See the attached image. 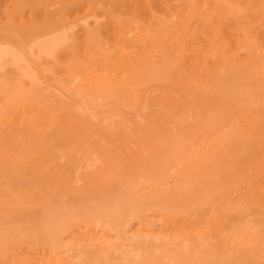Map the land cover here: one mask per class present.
Wrapping results in <instances>:
<instances>
[{"label": "rangeland", "instance_id": "rangeland-1", "mask_svg": "<svg viewBox=\"0 0 264 264\" xmlns=\"http://www.w3.org/2000/svg\"><path fill=\"white\" fill-rule=\"evenodd\" d=\"M11 1L12 0H0V20H1V25H0V31H4V29L6 28V29H11V30H16V31H21L22 30V28H23V26H24V28L25 29H30L33 25H31V24H34L35 22L36 23H38L39 22V24H35L34 26H36V27H38V26H40V25H42V27H44V28H42L43 30H48L49 29V26H51L52 27V25L54 24V22H56L55 20H57V23L58 24H56V26H58L57 28H55V26L53 27L54 29H57V31L58 32H60L61 34H63L62 33V31L61 30H66V28L68 27V29L70 28V30H71V32H70V30H68L69 31V33L67 34L68 36H70L71 37V39H72V44H76V40H79L80 42H82L83 43V40H84V38L86 37V35L85 34H90V32H88V33H86V31H88L87 29H89V30H92V34H95L94 32H95V30H101L99 33H98V31H96V35H94L95 37V41L96 42H98V43H100V38H102V42L100 43L101 45H105V43H107V42H109L110 41V39L112 40V35H111V38L110 39H108L109 37H110V35H109V32L111 33V31H112V29L113 28H111V23L112 22H114L115 23V25H117L118 26V22H119V26H121L122 24H127L128 26H129V23H132V22H129V17H131L130 18V21L133 19V17L132 16H128V11L126 10H122V8L124 7H122V4H121V2H120V0H118V2H120V3H118V2H114V1H117V0H86V1H82V6H79V4H81V2H77V0H76V4H74V2H75V0H67V1H65V0H63L64 2H71L70 3V5H69V3L68 4H66L67 5V7L65 8V4H64V2H62V0H40V3H39V0H13L12 1V3L13 2H16V1H18V6H16V3H13V5H12V3H11ZM46 1V2H45ZM59 2V3H57V2ZM78 1H81V0H78ZM95 1V2H94ZM110 1H112V2H110ZM130 1H132V0H130ZM38 2V4L39 5H37V8H35V6H36V3ZM44 4H43V3ZM54 2H55V4H54ZM89 2H91L92 3V11H90V13H89V11L87 12L86 10H84L83 11V9H85V3L86 4H88ZM94 2V3H93ZM152 2H155L154 4L152 3ZM11 3V4H10ZM113 3V4H112ZM118 3V4H117ZM150 3L151 4H153V6L157 3L155 0L154 1H152V0H150ZM149 3V4H150ZM7 4V8L9 7L8 6V4H10V7L8 8V9H6V11L4 10L6 7H4L5 5ZM42 4V5H41ZM46 4V5H45ZM53 4V6H50V5H52ZM115 4H117V7L115 6ZM119 4H121V6L119 5ZM49 5V6H48ZM63 7H62V6ZM65 5V6H64ZM73 6V8H71L72 6ZM97 5V6H96ZM118 5H119V7H118ZM157 5V4H156ZM16 6L18 9H19V7H20V9L21 8H23V10L22 11H20V9H19V11L21 12H17V10H14L15 8L14 7ZM40 6H42V7H40ZM61 7L62 9L64 8V9H66L65 11H63L62 9H61V11H59L60 9H58V13H57V9L56 8H58V7ZM69 6H71L70 7V10L68 9L69 8ZM74 6L77 8H74ZM79 6V7H78ZM84 6V7H83ZM129 6V5H128ZM127 5H126V7H128ZM35 8V10H34V8ZM45 9H44V8ZM130 7V6H129ZM128 7V8H129ZM4 8V9H3ZM13 8V9H12ZM39 8H43L44 9V11L42 10V9H40V11L41 12H39L38 13V11H39ZM94 8V9H93ZM97 8V9H96ZM120 8V9H119ZM128 8H126V9H128ZM3 9V10H2ZM27 10V12H26V10ZM29 9V10H28ZM37 9V10H36ZM47 9H48V11H47ZM54 9V10H53ZM56 9V10H55ZM67 9H68V11H70V12H67L66 13V11H67ZM72 9V10H71ZM74 9H76V10H74ZM12 10L13 11H15L14 13H12ZM46 10V11H45ZM94 10V11H93ZM97 10V11H96ZM2 11V12H1ZM31 11V12H30ZM34 11V12H33ZM80 11H81V13H80ZM95 11H96V13H95ZM42 12H43V14H42ZM45 12V13H44ZM47 12H49L48 13V16H47ZM65 12V13H64ZM118 12H120V13H118ZM13 15H12V14ZM32 14V13H34L35 15H36V17H35V15L34 14H32V15H34V17H32L31 18V20L29 19L31 16H30V14ZM80 13V14H79ZM86 13L89 15L90 14V16H86V18H84V16H83V14H85L86 15ZM92 13H94V14H92ZM122 13V14H121ZM17 14V15H16ZM22 16V17H20V15ZM42 14V15H41ZM46 14V15H45ZM67 14V15H66ZM76 14H77V17H76ZM108 14V15H107ZM110 14V15H109ZM79 15V16H78ZM94 15V16H93ZM96 15V16H95ZM103 15V17H101ZM113 16L112 18H109L110 16ZM114 15H116L117 16V18L120 20V21H118V19L116 18V16H114ZM46 16L48 17V21L46 22L45 21V18H46ZM50 16V17H49ZM51 16H53V17H51ZM125 16H127V18L125 17ZM27 17H29V18H27ZM55 17V18H54ZM97 17V18H96ZM100 17V18H99ZM125 17V20H123V18ZM10 18H16L17 20H18V23H16L17 22V20L16 21H14V19H11V20H8V19H10ZM19 18V19H18ZM39 18V19H38ZM50 18V19H49ZM53 18L55 19L54 20V22L53 23H51V21H53ZM59 18V19H58ZM68 18V19H67ZM81 18H82V20H81ZM95 18V19H94ZM117 19V22L116 21H111L112 19ZM27 19L30 21H27ZM52 19V20H51ZM65 19V20H64ZM87 19V20H86ZM89 19V20H88ZM109 19H110V21H109ZM7 20V22H5ZM40 20V21H39ZM43 21V24L45 25H43L42 24V21ZM50 20V21H49ZM64 20V21H63ZM68 20V21H67ZM122 20H123V23H121V25H120V22H122ZM22 21H25L24 23L26 24V25H22ZM89 23H88V22ZM2 22H3V24H2ZM91 22V23H90ZM129 22V23H128ZM46 23H47V25H46ZM50 23V24H49ZM86 23H88V24H86ZM114 23H112V25L114 24ZM11 24H13L14 26H10ZM16 24V25H15ZM30 26H29V25ZM69 24V25H68ZM4 26V28H3V26ZM20 25H21V28H20ZM38 25V26H37ZM49 25V26H48ZM73 25V26H72ZM87 25V26H86ZM90 25V26H89ZM104 25H105V27L106 26H108V27H110V29H108V27H106V28H104ZM10 26V27H9ZM28 28H27V27ZM33 26V27H34ZM75 26V27H74ZM89 26V27H88ZM103 26V27H102ZM8 27V28H7ZM13 27V28H12ZM30 27V28H29ZM33 27L31 28V30L33 29ZM66 27V28H65ZM72 27V28H71ZM124 27V26H123ZM39 28V27H38ZM41 28V27H40ZM62 28H64V29H62ZM6 29H5V31H6ZM19 29H21V30H19ZM52 29V28H51ZM105 29H106V31H105ZM109 31H108V30ZM24 30V29H23ZM60 30V31H59ZM111 30V31H110ZM53 31V30H52ZM55 31V30H54ZM94 31V32H93ZM47 32V31H46ZM48 32H49V35H50V31L48 30ZM57 32V33H58ZM76 33H77V35H76ZM54 34H56L55 32H54ZM53 34V35H54ZM71 34V35H70ZM98 34V35H97ZM99 34H102V36L101 35H99ZM105 34V35H104ZM52 35V34H51ZM57 35V34H56ZM76 35V36H75ZM91 35V34H90ZM107 35V36H106ZM93 36V35H92ZM104 36H106L105 38H104ZM40 37H43V35L42 36H40ZM69 37V38H70ZM97 37H99V38H97ZM44 38V37H43ZM83 38V39H82ZM103 38L105 39V40H103ZM107 38V39H106ZM73 39H75V40H73ZM122 39V38H121ZM120 39V40H121ZM123 39H125L124 38V36H123ZM108 40V41H107ZM73 41H75L74 43H73ZM105 41V42H104ZM122 41V40H121ZM82 43H81V45H82ZM114 44V41L113 42H111L110 44ZM70 44V43H69ZM95 44H97V43H95ZM128 44V43H127ZM68 45V44H67ZM76 45H78V43L76 44ZM99 44H97V46H98ZM70 46V45H69ZM65 48H68L67 46L65 47ZM78 52V51H77ZM78 54V56L79 55H81L79 52L77 53ZM78 56H76L75 55V57L73 58V61H68L66 58H67V56H66V54H65V52L61 55V57L59 56V59L57 58V60H56V65H52V64H50V66L52 65V69H51V67L48 65V67H50V70L52 71V72H54V74H52L53 76H47V75H51V71H50V73H48L47 74V72H49L48 70V68H46V70H47V72H44V73H46L45 75H43V76H41L42 78L43 77H45L46 78V80H45V78H43L44 80H42V86L43 87H45V88H43L44 90H42V91H44L45 93H43L42 92V94L41 93H39L40 95H37L36 97H38V99L39 100H37V98L36 97H34V98H36L35 100H34V103H35V105H34V103H28L27 105L26 104H20V106H19V109H18V111H17V113L15 114V115H12V112H9V111H7L6 109H4L3 111V113H2V116L0 117V235L1 236H3V237H1V239L2 240H0V247H1V249H0V261L1 260H3V261H1L0 262V264H7L8 262H9V264H21V263H24V262H29V263H32V264H40L39 262H41V263H45L46 264V262H47V264H48V260L50 259V258H52L54 255V253L55 252H57L58 250L60 251V249L58 248V245H56L57 243H56V241H55V239H54V237H55V228H56V226H57V230H59L58 228V226H60L61 224H62V226H66L65 224H68L65 228L66 229H68V227H69V229H70V226H71V229H72V227H73V229L75 228V226H76V217H77V221L79 220V217L82 219L83 217L85 218V220H87V219H89L91 222H93V223H95L94 221H96L97 220V222L100 220V221H102V223L104 224V225H107V226H105V227H107L108 228V231L110 232L111 230V234L110 233H108V234H110V235H114L113 234V232H114V230H119L120 231V235H122V237H121V243L119 242V243H117V242H113V246H116V249L118 248V249H120V251L119 252H117L116 251V253H117V255L115 254V251H114V255H111V252H113L112 250H111V252H109L110 253V255L109 254H105V253H102V254H100V256H99V253H95L96 251H97V249H95L96 247H94V246H91V249L93 250L92 252H90L89 250V246H82V248H83V250L84 251H82V248H81V250L79 251V252H81L82 251V253H84L83 255H81L79 258H78V256L76 255V254H73L72 256H73V258H72V256H70V255H66L65 256V254L63 255V258H62V260H66L67 259V261H65L64 263L65 264H67L66 262H69L70 261V259L69 258H71L72 260L68 263V264H70V263H72V264H76L78 261L77 260H79L80 262H82L81 264H101V263H103V264H113L114 262L113 261H115V263L114 264H123L125 261H127L128 263H132V264H134V263H136L137 261H133V260H136V259H138V256H136L137 258H135V257H133V256H129V255H127L128 253H130L131 252V249L129 250L128 249V247H129V245L131 246V248L133 247V246H135V247H140V241H143L142 242V244L141 245H143V246H141L140 248H142V247H144L145 249L143 250V248L142 249H140V248H138V249H135L134 247H133V249H132V251H135V253H136V255H139L138 254V251H141V252H139L142 256H140L139 257V261L141 260V259H143L142 261H140L139 263H137V264H147V263H150V262H153L154 264L155 263H158V264H185L184 262H186V264H202L203 263V261L206 259L207 260V263H209V264H214L217 260H218V262H220L219 264H234V262L233 261H235L236 259H238V258H240L241 257V260L243 261L242 262V264L244 263H246V264H248V259H249V262L250 263H252V264H254L253 262L254 261H256L255 259V257L253 258L252 256L257 252V254L259 255V258L261 257L260 255H264L263 253H264V249H263V247H264V244H261L262 242V240L264 239V238H261V237H263L262 236V234L264 235V211H262V210H264V204H262L263 206H260L259 208H256V205H255V207H253V206H250L251 208H249L248 206H249V204L248 205H246V207L248 208H246L244 205H245V202L247 201H249L248 199H250V197L252 198L253 196H255L256 194H258V192H259V194H261L262 193V195H263V198H264V192H263V189H261L260 187H264V182L261 184V182H262V179H263V181H264V176L262 177H260V182H259V178L258 177H254L253 175H255L256 173H254L253 175H251L252 176V179H250L249 177L250 176H248V178H246V179H244V181L242 180V173L243 174H246V171L245 170H243L245 167H243L244 165L247 167L248 166V163L247 162H251V159H252V162H251V164H253V161L255 162H257L258 160H259V164L262 162V156L264 157V135H260L261 137H259V134H257L256 136H258V138H256L255 137V135L252 133L251 135H253V139L255 140V141H251L252 142V144L254 145H252L251 143H250V138H252V136H249V145H250V148L252 149V151L250 150V151H247V149H245L246 148V143H245V148L243 147L244 145V143H242V140H244V139H246V137H244V135H241L242 136V138H244V139H241L240 140V142H239V139L240 138H237V133H235L234 131H236L237 130V128H235L234 129V123H235V120L233 119L235 116H236V118L237 117H245L246 118V120H248L247 119V117H249V116H247V114L248 113H246L247 111L245 110L244 112L245 113H240L241 112V110L242 109H244V108H242L241 110H239V108L237 109V105H235L234 107H236V109L238 110V111H240V112H238V113H240L238 116L237 115H235L234 113H235V111H236V109L234 108V107H231L230 109L232 110H230L229 111V109H227V112H232V114H234L233 116L231 115V114H227V112H226V115H225V113H222V112H220V110H222L221 108H219V110H218V108L216 107L217 105V103L215 104V101H218V100H216V99H218V97H216V99H214L213 100V98H211L212 96L210 95V97H209V94H211L210 92H206L205 93V91L203 90L202 92H200L199 90H198V88H195V89H193V88H189V87H186V85L184 86L183 84H181V82L179 83L178 81H179V79H178V81L176 80V75L177 74H175V72L174 71H171V74H170V72H169V75L167 74H165V73H162L161 71V73H162V75H156L155 73H149L148 74V72H150V70L148 71V72H146L147 74H148V76L144 79V80H141L140 82L141 83H137V84H134V85H136L137 86V88H134V89H138L137 91L138 92H140L141 94H135L136 92L135 91H133L134 92V94H135V96H136V98L133 96V95H129V93H128V90H127V92H126V90H123L124 88L122 87V85H119V87L117 86V88L118 89H112V90H115L122 98L123 97H125V99L123 100L122 98V101L121 102H119L120 101V99L118 100V98H120V96H117L116 94H114L115 95V98H112V99H114V102H113V100L112 99H110V100H108V101H106L104 98H107L108 96H107V94L111 97H113L114 95H112L113 94V91L112 90H108L107 91V89L105 90L104 89V95L102 94V95H99V93H101V91H99V93L97 94V89L94 91L91 87H88L87 85H85V84H81V86H77V87H74V86H72V85H70V83L68 82V80H65V79H69V76H67V77H64L65 75H66V73H65V75H64V73H58V72H62V70L64 69V71H65V69L66 70H68V72L70 73V71H71V73H72V70H74V66L73 65H77L76 67H78L79 65H80V62H82L81 60H83V62H84V59H83V57H81V58H79L78 60V64H77V61H76V63L75 64H73L74 63V61L77 59V57ZM64 58H65V61H63L64 60ZM59 61V64H57V62ZM62 62L63 63H65V64H62ZM69 65L70 67V69H67L68 68V66L67 67H63V66H66V65ZM57 65H59V67L57 66ZM86 65H88V64H86ZM90 65V64H89ZM93 66L94 65H90V67L89 66H87L88 67V69H90V70H92L93 69ZM55 67V68H54ZM58 67V68H57ZM63 67V68H62ZM87 67L85 66V68H84V70L82 71L83 72V74H85V73H88L87 72ZM55 69H56V71H55ZM78 69V68H77ZM43 70H45V69H43ZM42 70V71H43ZM57 70H58V72H57ZM70 70V71H69ZM94 70V69H93ZM160 70V69H159ZM145 71V70H144ZM167 71V70H166ZM165 71V72H166ZM170 71V70H169ZM152 72V71H151ZM155 72V71H154ZM159 71H157L156 73H158ZM172 72H174V74L172 73ZM43 73V72H42ZM145 73V75H147ZM67 75H68V73H67ZM164 75V76H163ZM56 78H55V77ZM63 76V77H62ZM223 76V75H222ZM226 76V75H225ZM235 76V75H234ZM233 76V77H234ZM229 77H231V75H229ZM232 77V78H233ZM235 77H237V76H235ZM234 77V78H235ZM261 77V76H260ZM65 78V79H64ZM178 78V77H177ZM234 78H233V80H234ZM52 79V81H50V80ZM57 79V81H55V80ZM239 80L238 78H235V80ZM58 80H63L62 81V85H61V81L59 82ZM150 80V81H149ZM221 80H224L223 81V83L224 82H226V84L227 85H229L230 84V86H234L235 84H237V88L239 87V88H241V90H242V86L240 87V86H238V83H236V82H240V80L239 81H235V83L234 84H232L233 82H229V80H227V78H225L224 79V77L221 79ZM66 81L69 83V85H68V83H66ZM142 81H145V82H142ZM231 81H232V79H231ZM56 82H58L57 84H56ZM242 82V81H241ZM49 83V84H48ZM54 83H55V85H54ZM63 83H64V88H63ZM223 83L221 84L220 83V85H219V87L221 86V85H223ZM58 84H60V85H58ZM141 84V85H140ZM143 84V85H142ZM226 84H224L223 86H224V88L225 89H228L231 93L232 92H236V90L235 91H233L229 86H225ZM232 84V85H231ZM241 84V83H240ZM239 84V85H240ZM67 85V86H66ZM134 85H132V87L134 86ZM140 85V86H139ZM49 86H52V88H50ZM54 86V87H53ZM60 89H57V87ZM135 86V87H136ZM243 86H244V84H243ZM215 88L216 90H218L216 93H214L215 95H214V97L215 96H217V95H220L219 97H224L223 96V94H227V91L228 90H220V89H224L223 87H221V88ZM48 88V89H47ZM53 88H55L54 90H55V92L54 91H52L53 90ZM70 88V89H69ZM92 89L91 91H89L90 89ZM114 88V87H113ZM116 88V87H115ZM244 88V87H243ZM49 89H52V90H50L51 91V93H50V91H49ZM85 89H86V91H85ZM133 89V88H132ZM133 89V90H134ZM199 89H203V88H199ZM234 89H235V87H234ZM88 90V91H87ZM119 90V91H118ZM206 90V89H205ZM232 90V91H231ZM49 91V92H48ZM81 91V92H80ZM84 91V92H83ZM95 92L96 94H94V93H90V92ZM226 93H225V92ZM83 92V93H82ZM108 92H112V93H108ZM116 92H114V93H116ZM120 92H121V94H120ZM125 92H126V94H125ZM131 92V91H130ZM214 92V91H213ZM229 92V94L228 95H230L231 93ZM86 93V94H85ZM106 93V94H105ZM131 94V93H130ZM145 94V95H144ZM159 94H161V96L159 95ZM221 94H222V96H221ZM46 95H48V96H46ZM99 95V96H98ZM107 96V97H104V96ZM125 95H128V96H125ZM141 95H143V96H141ZM228 95H226V97H229ZM232 95V96H231ZM230 95V98H232V97H234V95L233 94H231ZM2 96V95H1ZM79 96V97H78ZM83 96H86V97H83V99H82V97ZM88 96H90V97H88ZM91 96H93V97H91ZM137 96H139V97H137ZM141 96V97H140ZM4 97V96H3ZM42 97H44V99H42ZM94 97H96V98H94ZM130 97V98H129ZM134 97V99H136V101L134 100V99H132ZM235 97H238L236 100H238L240 97L239 96H237V94L235 95ZM2 98V97H1ZM33 98V97H32ZM91 100H90V99ZM96 99L97 100V102L96 103H92V100H94V99ZM101 99V101H100V99ZM137 98H139V102L137 101ZM222 98H220L219 100L220 101H218V102H220L221 103V99ZM225 98V97H224ZM223 98V99H224ZM30 99V101L29 102H33V100L31 99V96H30V98H27L26 100H29ZM40 99H42V100H44V101H42L41 102V100ZM102 99H103V101H102ZM242 101H247L248 100V97L247 96H243L242 98ZM247 99V100H246ZM2 100H5V99H3L2 98ZM1 99H0V101H2ZM32 100V101H31ZM96 100H94L93 102H95ZM112 100V101H111ZM235 99H234V101H236ZM240 100V99H239ZM250 100V99H249ZM25 101V100H24ZM24 101H23V103H24ZM98 101H100L99 103H98ZM111 101V102H110ZM241 101V102H242ZM28 102V101H27ZM103 102L105 103V104H103ZM109 102V103H108ZM131 102V103H130ZM132 102H134V103H136V104H133V106L134 107H132L131 105H132ZM214 102V103H213ZM250 102V101H249ZM252 102V101H251ZM256 102V101H255ZM261 102V101H260ZM260 102H257L256 104L255 103H253V104H249V109L251 108V109H253L252 108V106H254V105H256L255 107L256 108H254V111L256 112V110L255 109H260L261 107L263 108V111H264V104H262V103H264V101H262V103H260ZM22 103V102H21ZM111 103V104H110ZM120 103H124L123 105L125 106H122V105H120ZM220 103H218V104H220ZM246 103H248V101L246 102ZM0 104H1V102H0ZM96 104H99L98 106H101V107H99L98 108V106H96ZM111 106H110V105ZM113 104H115L114 105V107H112L113 106ZM120 106H119V105ZM126 104V105H125ZM130 105V106H127V105ZM234 104H236V102L234 103ZM238 104V103H237ZM259 104V105H258ZM3 105V104H2ZM2 105H0V106H2ZM200 105V107H202L201 109H197V107ZM240 105V104H239ZM22 106V107H21ZM26 106V107H25ZM32 106V107H31ZM36 106H38V107H36ZM106 106V107H105ZM110 106V107H109ZM215 106V107H214ZM241 106V105H240ZM258 106H261V107H258ZM36 107V108H35ZM105 107V108H104ZM128 107V108H127ZM129 107H132V109L131 108H129ZM218 107H220L219 105H218ZM243 107H244V105H243ZM248 106H245V108H247ZM2 109H3V107H1ZM29 109V110H28ZM39 109V110H38ZM215 111V114H214V112H213V110ZM201 110H203V111H201ZM235 110V111H234ZM262 110V109H261ZM40 111V112H39ZM223 111V110H222ZM233 111H234V113H233ZM243 111V110H242ZM249 111H251V112H254V111H252V110H248V112ZM2 112V111H1ZM8 112H9V114H8ZM32 112V113H31ZM211 112V113H210ZM217 112H219V113H217ZM262 112V111H261ZM26 113H31L30 115L28 114H26ZM51 113V114H50ZM57 113V114H56ZM222 113V114H221ZM1 114V113H0ZM7 114H8V116H7ZM14 114V113H13ZM50 114V115H49ZM216 114H218V115H216ZM244 114H246V116H244ZM249 114H250V112H249ZM248 114V115H249ZM10 115V116H9ZM12 115V116H11ZM21 115H23L22 116V118H21ZM38 115V116H37ZM41 115V116H40ZM43 115V116H42ZM58 115V116H57ZM198 115V116H197ZM211 115H212V117H211ZM7 116V117H6ZM28 116L30 117V118H28ZM32 116V117H31ZM50 118H49V117ZM196 116H197V118H196ZM233 117V118H231V117ZM35 117H37L36 119H35ZM210 117V118H209ZM216 117V118H215ZM220 117V118H219ZM227 117H230V118H227ZM18 118H20L21 120H25V121H23V122H26V123H23L22 121H20V120H16V119H18ZM74 120H73V119ZM208 118V119H207ZM212 118H213V121H212ZM221 118L223 119V118H225V119H223V120H221ZM235 118V119H236ZM242 118H240L239 119V121L241 122V120H242ZM244 118V119H245ZM34 119V120H33ZM45 119V120H44ZM52 119H53V121H52ZM79 119V120H78ZM220 119V120H219ZM228 119V121H226ZM72 121V123H71V121ZM207 120H211V123L213 122V124L215 123L216 124V127H214L215 125H213V126H210L211 125V123H210V121H208V123L206 124V126L208 125V124H210V125H208V129H207V131H205L206 129H204V131L203 132H210L211 133V131L212 130H215V128H218L216 131H215V133L218 131V132H220L221 130H227L226 131V133L227 134H225V133H223V135L224 136H222V134H221V136H222V138H220V140H222L223 141V143L226 145H223V143L220 141V140H218L217 142L215 141V139H214V141H213V138L211 137V136H214V135H211V134H213V132L209 135L208 134V136H210L212 139H210V137H208L205 133L204 134H202V136H204V137H202V139H204L205 138V140H203V141H205L206 142V137L207 138H209V140H211L212 142H211V144H212V149H215V150H212L211 148H210V146L209 147H205L204 149H201L199 152L201 153L200 155H202L203 154V152H204V155H203V159H202V156H199V155H196V156H199V158L200 159H202V160H198V158L196 157V158H194V159H192V161H194V163H196L198 166H196V164H194L192 161H191V159H190V155H188L189 153H187V152H192L193 153V155H194V153L195 152H197V151H195L194 150V145L193 144H190L189 143V146L187 145V147L185 146V145H183L180 141H183V143H185L186 141H187V139H185L186 137L188 138L190 135H192V134H194L195 132L194 131H192L193 130V128H194V130L196 131V130H198L197 131V133L198 132H200L201 131V129L203 128V126L204 125H201L202 123H206L207 122ZM231 120H233V124H232V121ZM237 120H238V118H237ZM37 121V122H36ZM56 121V123H55V126H54V123L53 122H55ZM77 121H79L81 124H79V122H78V125L77 124H75V122H77ZM82 121V122H81ZM86 121V122H85ZM204 121H206V122H204ZM215 121V122H214ZM227 123V122H229V124H227V125H225L224 126V123L225 122ZM239 121L237 122V123H239ZM245 121V120H244ZM30 122V123H29ZM35 122H36V124H35ZM39 122V123H38ZM48 122V123H47ZM51 122V125L49 124ZM74 122V123H73ZM202 122V123H201ZM23 123V125H21ZM39 125H38V124ZM43 123V124H42ZM88 123V126L90 125V126H92L91 127V130H90V132L92 131V129H93V131L91 132V133H89L90 134V136H89V138H88V135H85V136H83V134L84 133H86L87 131L86 130H88V129H90V128H87L86 126H85V128H83L82 127V125H86ZM196 123V124H195ZM197 123H199V124H197ZM201 123V124H200ZM225 123V124H226ZM77 125V126H75V125ZM193 124V125H192ZM217 124H218V126H217ZM219 124H221L220 126H219ZM26 125H27V127H26ZM29 125H31L30 127H35V128H33V129H30L28 126ZM33 125V126H32ZM57 125V126H56ZM83 128V129H85V130H83V129H79V127L80 126ZM191 127H190V126ZM198 125V126H197ZM38 126V127H37ZM52 126V127H51ZM79 126V127H78ZM195 126V127H194ZM210 126V127H209ZM236 126V125H235ZM238 126H240V125H238ZM238 126H236V127H238ZM55 127V128H54ZM186 127V128H185ZM193 127V128H192ZM200 127H202V128H200ZM158 128V129H157ZM185 128V129H184ZM199 128V129H198ZM79 129V130H78ZM162 129H164L165 130V132L164 131H162ZM241 129V128H240ZM156 130H157V132H162V134H166V136H156ZM159 130V131H158ZM85 131V132H84ZM153 131H155L154 133H155V135L152 133ZM167 131V132H166ZM183 131V132H182ZM187 132V133H186ZM190 132H191V134H190ZM194 132V133H193ZM202 132V131H201ZM218 132H217V134H218ZM241 132V131H240ZM239 132V133H240ZM87 133V134H88ZM230 133V134H229ZM82 134V135H81ZM161 134V133H160ZM189 134V135H188ZM233 134V135H232ZM264 134V133H263ZM152 135V136H151ZM186 135V136H185ZM200 135V134H199ZM216 135V134H215ZM225 135H227L226 136V138L227 137H229V139L227 138V139H225L226 140V143L224 142V137H225ZM229 135V136H228ZM232 135V136H231ZM249 135V134H248ZM82 136V137H81ZM148 136V137H147ZM156 136V137H155ZM170 136H172V137H170ZM178 136H180V138H178ZM183 136V137H182ZM193 136V135H192ZM194 136H197V134L195 133L194 134ZM206 136V137H205ZM247 136V135H246ZM85 139H84V138ZM145 137L147 138V143L145 144ZM158 137V138H157ZM164 137H170L169 139L170 140H164V139H160V138H164ZM177 137V138H176ZM236 138L235 140H233V138ZM81 138H83V140L81 139ZM182 138V140H179V139H181ZM193 138V137H192ZM195 138H197V137H195ZM200 138H201V136H200ZM247 138H248V136H247ZM118 139V140H117ZM141 139H143V141L142 142H144V143H142L141 142ZM151 139H154V141L157 143V145L155 146V144H153L152 142H153V140H151ZM174 139V140H173ZM185 139V140H184ZM230 139H232V142H230ZM82 140V141H81ZM87 140H89V141H87ZM160 140H164V142H160ZM178 141L177 143H175V141ZM189 140V139H188ZM199 140H201V139H198V140H189V142H191V143H196L197 142V145H198V147H197V150L198 149H200L199 148V146H200V143H201V141H199ZM227 140H229V142L227 141ZM83 141L85 142V143H89L90 142V146L87 144V146H89V147H87V146H85L84 147V145L82 146V144H84L83 143ZM92 141V142H91ZM124 141H126V142H124ZM172 141V142H171ZM174 141V142H173ZM198 141H199V143H198ZM245 142H248V140H244ZM54 142H57L58 144H59V142H61L59 145L57 144V146H58V148H54V146L56 145V143H54ZM154 142V143H155ZM167 142L169 143L168 145L169 146H167ZM228 142V143H227ZM50 143H52L51 144V146H50V148H49V144ZM53 143H54V145H53ZM79 143V144H78ZM82 143V144H81ZM125 143V144H124ZM162 143H163V145H162ZM166 143V144H165ZM182 144L183 146H182V148L180 147V145H176V144ZM188 143V142H187ZM204 143V142H203ZM202 143V144H203ZM208 143L209 142H207V145H208ZM216 143H218L217 145H216ZM236 143V144H235ZM240 143H242V146H241V144ZM122 144V145H121ZM228 144H231V145H228ZM235 144V145H234ZM52 145H53V147H52ZM119 145V146H118ZM127 145V146H126ZM190 145H193V149H191L190 148ZM213 145H214V148H213ZM235 147H234V146ZM258 145H259V147H258ZM64 147V149H62L63 147ZM145 146V147H144ZM160 146V148H158ZM164 148H163V147ZM195 146H196V144H195ZM202 146V145H201ZM205 146V144H203V147ZM218 146H220V147H218ZM228 146V147H227ZM237 146V147H236ZM46 147H48L49 148V150L51 149V152H52V154H54V155H52V157H53V159H54V162L51 164V166H50V168H49V166L47 167V168H49L48 170L47 169H45L44 167L45 166H43V167H40V169L41 168H44L46 171H45V173H42V174H39V175H41V176H39L38 175V173H37V169H39V168H37V166H38V164H39V162H41V160L43 159V161L39 164V166L41 165L42 166V164L43 163H47L48 164V160H46L45 161V159L46 158H48V155H46L47 153L49 154V150H46V151H49V152H47L45 155H44V157L42 156V153L44 152H42L41 150H43V149H45ZM59 147H61V149L59 148ZM81 147V148H80ZM90 147H92L91 149H90ZM123 147V148H122ZM157 147V148H156ZM161 147L163 148V149H167V150H163L164 152L162 153V150H161ZM215 147H218V148H215ZM249 146H247V148H248ZM48 148H46V149H48ZM94 148H96L97 150H95L94 151ZM145 148H146V151H145ZM207 148H208V153H207ZM220 148V150L218 151V149ZM224 148V149H223ZM20 149H21V151H22V156H24V153L26 152V153H28L29 152V154H27L26 156H24V160L22 161V156H18V151H20ZM58 149V150H57ZM151 149H152V151H154V153H152V151H151ZM196 149V148H195ZM209 149H211V150H209ZM222 149V150H221ZM245 149V150H244ZM56 150L58 151V152H56ZM61 150H62V152H61ZM94 151V153H93V151ZM101 150V151H100ZM169 150V151H168ZM178 150H180V151H182V153H184L183 155H185L184 157L183 156H181V154L182 153H180V151H178ZM187 150V151H186ZM190 150V151H189ZM204 150V151H203ZM16 151H17V155L16 154H14V153H16ZM40 151L42 152L41 153V156H42V158H39L40 157ZM53 151H55L54 153H53ZM82 151H86V152H82ZM121 151V152H120ZM149 151V152H148ZM195 151V152H194ZM206 151V152H205ZM213 151V152H212ZM35 153L33 156H37V154H39V156H38V158L40 159V161H37L36 159H34L33 158V160L36 162V163H33L34 161H32V162H30L31 161V159H32V156L30 157V158H28L27 156L28 155H30L31 153ZM37 152H39V153H37ZM88 152H91V153H89V158L90 159H88V161H86L85 160V158H87L88 157V155H87V153ZM102 152H104L105 154H107L108 152L110 153V154H108V155H106L105 156V154L103 153V154H101ZM128 152H129V154H128ZM151 152V153H150ZM174 152V154H172ZM215 152V153H214ZM221 153L220 154V156L222 155H224L223 157L221 156V157H218L219 156V154L218 153ZM250 152H252V154H248V153H250ZM257 152V153H256ZM3 153H5V155L7 156H3L2 157V155H3ZM6 153H8V154H6ZM55 153H56V155H57V153H58V160H60V161H58L57 159H56V155H55ZM82 153L84 154L85 153V157H83V155H82ZM116 153V154H115ZM118 153H121L122 155H120V154H118ZM130 153H132V154H130ZM170 153L172 154V156L170 155ZM205 153H206V155H205ZM225 153H227V154H225ZM256 153V154H255ZM261 153V154H260ZM21 154V153H20ZM44 154V153H43ZM51 154V153H50ZM61 154V156L63 155V157H61V156H59ZM82 156H81V155ZM97 154H98V156H97ZM168 154V155H167ZM180 155V158H179V161L178 160H176V158ZM191 154V153H190ZM232 154V155H231ZM240 154V155H239ZM243 154V155H242ZM253 154H255V155H253ZM258 154V155H257ZM14 155V156H13ZM66 155V157H64ZM104 155V156H103ZM110 155V156H109ZM114 155V156H113ZM130 155H131V157H130ZM133 155V156H132ZM137 155V156H136ZM164 155V156H163ZM170 155V156H169ZM228 155V156H227ZM245 155V156H244ZM253 155V156H252ZM260 155H262V156H260ZM9 156H10V161H9V163H10V165H8V158H9ZM50 156V155H49ZM77 156V159L76 160H79V162L81 163V161H82V163L80 164L79 162H76V160H75V162H74V158ZM108 156L110 157V158H108ZM116 156H117V158H116ZM120 156V157H119ZM174 156H176L175 158H174ZM206 156V157H205ZM208 156V157H207ZM209 156H211V157H209ZM214 156V157H213ZM226 156V157H225ZM234 156H235V158H234ZM241 156H243V157H241ZM258 157L256 160H254V157ZM13 157V158H12ZM17 157V158H16ZM46 157V158H45ZM68 157V158H67ZM79 157V158H78ZM80 157H83V158H80ZM98 157V158H97ZM115 159H113V158ZM123 157V158H122ZM125 157H126V159H125ZM169 157V158H168ZM182 157V158H181ZM227 157H229V158H227ZM261 157V158H260ZM3 158V159H2ZM50 158H51V156H50ZM64 158V159H63ZM112 158V159H111ZM122 159V161H121V159ZM193 158V157H192ZM208 158V159H207ZM212 158V159H211ZM220 158H221V160H220ZM222 158H225V159H222ZM246 158H249V159H246ZM16 159H18V160H16ZM27 159H29V160H27ZM38 159V160H39ZM52 159V158H51ZM50 159V160H51ZM52 159V160H53ZM69 159V161L71 162V160L74 162V165H73V163H72V165H73V167H74V169H73V171L75 170V169H77L74 173H70L71 171L70 170H68L69 169V167H72V166H70V164H68L69 162L67 161V162H65L66 160H68ZM97 159V160H96ZM104 159H106V160H104ZM109 159H111L110 161H108ZM125 159V160H124ZM175 159V160H174ZM178 159V158H177ZM180 159H183V161L184 160H186V161H184V163H189L188 164V166H187V164L186 165H183V163H182V161H181V165H179V162H180ZM209 159H211L210 161H207V160H209ZM217 159V160H216ZM230 159V160H229ZM246 159V160H245ZM264 159V158H263ZM4 162H3V161ZM19 160H20V162H19ZM51 160V161H52ZM63 160H64V162H63ZM115 161L114 163H115V165H114V163L112 162V161ZM118 160V161H117ZM165 160V161H164ZM203 160H204V163H205V161H206V163L207 162H209V163H205L206 165L204 166L203 165V167H204V169H203V167H201L202 166V164H203ZM229 161V163H228V161ZM242 160L244 161V163L246 162L247 164H244V163H242ZM249 160V161H248ZM5 161H7L6 162V164H5ZM13 162V164L14 165H16V168H15V166L13 165V164H11L12 162ZM25 161V164H23V166H28V164L29 163H32L33 164V167L36 169H34L33 170V167L31 166V164H30V166L32 167V171L30 170L31 168L30 167H28V169H29V171L26 169L27 167H25L24 169L26 170H24L23 169V166L21 165V163L22 162H24ZM27 161H29V163L27 162ZM60 162L59 164L61 165H63L62 166V170H57V163L58 162ZM84 161V162H83ZM176 161H178V163H177V165L175 166V164H176ZM220 161H223V164L220 162ZM226 161H227V163L228 164H226ZM18 162V163H17ZM118 162L121 164H118ZM124 164H123V163ZM162 162H163V164H162ZM200 163V168H199V163ZM213 162V163H212ZM220 162V163H219ZM255 162V164L257 165L258 163H256ZM21 167L22 166V170H20V171H18L19 169H21V168H18L19 166L17 165V164ZM28 163V164H27ZM45 163V164H46ZM50 163V162H49ZM113 164V168H112V164ZM211 163V164H210ZM37 164V165H36ZM44 164V165H45ZM46 164V165H47ZM58 164V165H59ZM65 164H68L69 166H67L68 168L66 169V165ZM107 164V165H106ZM161 164V165H160ZM174 164V165H173ZM191 164V165H190ZM193 164L196 166V169L195 170H197L198 171V173L199 174H197V171H196V174L194 173L195 171L193 170L194 169V167H193ZM251 164L249 163V166H251ZM262 164H264V163H262ZM8 165V166H7ZM11 165H12V167L14 168V169H16V172H14L15 170L13 169L12 170V168H11ZM50 165V164H49ZM77 165V166H76ZM82 165H83V167H82ZM117 165V166H116ZM166 165V166H165ZM223 165V166H222ZM230 165H232V167H234L233 169H231L229 166ZM238 167H237V166ZM255 165V166H256ZM38 166V167H39ZM164 168H163V167ZM169 166V167H168ZM177 166H178V168H177ZM179 166H181V167H179ZM191 171V172H188L189 170L186 168V167ZM226 166H228V167H226ZM10 167V169L8 170V168ZM81 167V168H80ZM168 167V168H167ZM183 167V168H182ZM197 167H198V169H197ZM214 167V168H213ZM220 167H223V169H226V170H223L222 168L220 169ZM263 167H264V165H263ZM18 168V169H17ZM79 168V169H78ZM100 168H101V170H100ZM162 168V169H161ZM173 168H177V170H176V173H175V169L173 170V172L176 174H173V172H172V169ZM186 169L187 171L185 172V173H183V174H185L186 175V173H188L190 176L189 177H187V176H185V177H187L188 179L186 180L185 179V177H183L182 175H180V172H177V171H179L180 169ZM212 168H213V170H212ZM218 168V169H217ZM258 168V167H257ZM54 169L55 170H57L56 171V174L57 173H61V172H58V171H63V173H65V175H63L62 173V175L64 176H62L61 174L59 175V176H55L54 175V173H55V171H54ZM71 169V168H70ZM81 169V170H80ZM168 169V170H167ZM206 169V170H205ZM211 169V170H210ZM221 170V171H218V170ZM259 169H262V167H260ZM49 170H51V171H49ZM160 170V171H159ZM164 170H165V172H164ZM171 170V171H170ZM203 170V171H202ZM208 170V171H207ZM217 170V171H216ZM235 170V171H234ZM10 171H12V172H10ZM34 171H36V173H34ZM43 171V170H42ZM41 170H40V173L42 172ZM54 173H53V172ZM72 171V172H73ZM100 171V172H99ZM181 171V170H180ZM183 171V170H182ZM194 171V172H193ZM199 171H201V172H199ZM206 171V172H205ZM213 171V172H212ZM223 171V173H221L220 175H219V173H218V175L219 176H221L222 178H220L218 175H214V176H216V180H215V177L213 178L212 177V175L213 174H217L216 172H222ZM228 171L230 172V174H232L231 175V177L229 176L230 174H227L228 173ZM254 171H255V169H254ZM257 171V170H256ZM262 172H264V170H261ZM50 172V173H49ZM78 172V173H77ZM98 172V173H97ZM203 172V173H202ZM209 173V174H207L206 175V173ZM215 172V173H214ZM225 172H227L226 174H225ZM234 172L236 173V174H234ZM239 172V173H238ZM253 172V171H252ZM261 172V173H262ZM53 173V174H52ZM181 173V174H182ZM193 175H192V174ZM238 173V174H237ZM241 173V174H240ZM69 174V176H67ZM101 174V175H100ZM103 174V175H102ZM158 174V175H157ZM161 174H163V175H161ZM212 174V175H211ZM224 174V177L222 176ZM54 175V176H53ZM106 175V176H105ZM177 175H179V176H177ZM192 175V176H191ZM234 175H238L237 176V181H241L242 183H240V186H239V183H237V181H235V179H232V178H234ZM241 175V176H240ZM256 175H258V174H256ZM259 175H261V174H259ZM264 175V174H263ZM61 176V177H60ZM160 176V177H159ZM167 176V177H166ZM172 176V177H171ZM173 176H175V178L173 177ZM195 176V177H194ZM204 178H203V177ZM228 176L230 177V179H232L231 181H230V179L228 178ZM233 176V177H232ZM240 176V177H239ZM56 177H59V179L58 178H56ZM177 177V178H176ZM181 177V178H180ZM217 177H219L218 179H217ZM55 179V181H54V179ZM67 178L68 179H70L71 180V184L67 181ZM191 178V179H190ZM210 178V179H209ZM225 178V179H224ZM226 178H228V179H226ZM256 178V181H253V179H255ZM161 179V180H160ZM181 179V180H180ZM184 179V180H183ZM190 179V180H189ZM206 179H208V180H206ZM215 180V181H212V180ZM249 179V181H250V183L247 181ZM257 179H258V181H257ZM174 180V181H173ZM180 180V181H179ZM199 180V181H198ZM206 180V181H205ZM218 180V181H217ZM226 180H228V182H233V185L232 184H230L229 183V185H227L228 183H226L225 181ZM247 181V183H245L246 181ZM61 181V182H60ZM163 181V182H162ZM168 181H170V182H168ZM184 181H186V182H184ZM187 181H188V183H187ZM208 181H209V184H210V182H211V184H214V183H220L221 181H223V182H225V186H226V189H229L230 190V193H228L229 192V190H225L224 189V191L223 192H221L222 191V189L225 187V186H223V188L221 187L222 186V184H224L223 182H221L222 184L221 185H219V184H215V186H212V188L214 187L215 189L213 190V189H211V191H209V188H208V191L209 192H207V189L205 188H203V187H201L202 188V190H201V188H200V186H202V183H203V185L206 183V186L207 185H209V184H207L208 183ZM220 181V182H219ZM36 182V184H34ZM38 182V183H37ZM66 182V183H65ZM155 183V184H153V186H151L152 185V183ZM168 182V183H167ZM183 182V183H182ZM253 184H252V183ZM256 184H255V183ZM43 183V184H42ZM56 183V184H55ZM59 183V184H58ZM158 183H160V184H158ZM191 183V184H190ZM235 183V184H234ZM238 185H237V184ZM259 183V184H258ZM64 184H66L65 186H64ZM67 184H69V185H67ZM188 184V185H187ZM249 184V185H248ZM260 184H261V186H260ZM38 185V186H37ZM57 185V186H56ZM60 185V186H59ZM64 186V187H62V186ZM177 185V186H176ZM198 185V186H197ZM233 186V190H232V187L231 188H228L229 186ZM246 185V186H245ZM254 186L253 188H252V186ZM66 186H68V187H66ZM175 186V187H174ZM189 186H193L192 188H191V190H190V187ZM205 186V185H204ZM219 187V188H217V187ZM236 186V187H235ZM238 186V187H237ZM242 186V187H241ZM245 186V187H244ZM258 186H260V187H258ZM38 187V188H37ZM39 187H40V189H39ZM198 187V188H197ZM209 187H210V185H209ZM222 189H221V188ZM32 188H34V189H36V191H37V193H36V191H33L34 189H32ZM194 188V189H193ZM236 188H238V189H236ZM242 188V189H241ZM249 188V189H248ZM257 188V189H256ZM32 189V190H31ZM43 189V190H42ZM46 189V190H45ZM187 189H189L190 191H188ZM192 189L194 190V192L195 193H193L192 192ZM204 189V190H203ZM240 189V190H239ZM245 189V190H244ZM254 189H255V191H254ZM31 190V191H30ZM40 190V191H39ZM237 190H239V191H237ZM253 190V191H252ZM43 191V192H42ZM136 193H135V192ZM170 191V192H169ZM214 191L216 192V193H218L217 195H216V193H214ZM220 191V192H219ZM227 191V192H226ZM237 191V193H235ZM32 192V193H31ZM168 192H169V195H170V197H167V196H169V195H166V194H168ZM245 192V193H244ZM247 192V193H246ZM253 192V193H252ZM36 193V194H35ZM39 193H40V196H39ZM129 193V194H128ZM131 193V194H130ZM159 193V194H158ZM183 193V194H182ZM186 193V194H185ZM209 193H213V195L212 194H209ZM222 193V194H221ZM232 193H234V195L232 194ZM43 194H44V196H43ZM127 194L128 195H132V202L130 201V200H128L129 198H127ZM137 196V198H138V200H134V198L136 197L135 195ZM175 194H179V195H181V197L180 198H185V201L186 202H188V201H192L191 203L190 202H188V203H190L189 205H187L188 203H186V205L184 204V198L183 199H181V201L179 200L180 198H174L173 196H175ZM225 194V195H224ZM237 194V195H236ZM238 194H240V195H238ZM244 196H243V195ZM258 194V195H259ZM41 195L44 197V198H41ZM179 195H177V196H175V197H179ZM187 195H191V198L192 197H194L193 198V200L192 199H190V197L189 198H187L188 196ZM196 197H198V198H196ZM199 195V196H198ZM203 196V197H201L200 199H199V197L200 196ZM228 195V197H226ZM232 195L234 196V197H232ZM133 196H134V198H133ZM183 196V197H182ZM187 196V197H186ZM211 196V197H210ZM215 196V197H214ZM232 197V199H234V200H232L234 203H235V201H236V203L235 204H238V206H239V204H241L242 202L244 203V204H241V205H243L245 208H243V206H241L240 205V208H238V206L237 207H233V209H235V211L234 210H232L231 208H230V210H231V212H230V216H228L227 218H226V216H225V220H224V218H223V216H224V214H226V213H228V211L227 210H229L228 208H229V206H230V204L233 206H235V204H233V202L231 201V197ZM237 198H236V197ZM261 196V195H260ZM129 197V196H128ZM208 197H210V198H208ZM219 197H220V199H221V201L222 200H224V201H220L219 200ZM230 197V198H229ZM241 197V198H240ZM243 197L244 198H246V199H243ZM249 197V198H248ZM258 197V196H257ZM257 197H255V198H257ZM131 198V197H130ZM163 198H165V199H163ZM208 198V199H207ZM248 198V199H247ZM254 198V197H253ZM253 198H252V200H253ZM260 198V197H259ZM148 199V201L146 202V200ZM151 199V200H150ZM170 199V200H169ZM174 199H175V202H174ZM189 199V200H188ZM195 199H196V201H195ZM204 199V200H203ZM206 199H207V201H206ZM209 199H210V201H209ZM216 199H218L217 201H215ZM226 199H227V201H226ZM236 199V200H235ZM262 199V198H261ZM261 199H258L259 201H261ZM183 200V201H182ZM211 200H213V201H211ZM229 200V201H228ZM258 200H255V201H253V203H255V204H258L257 202H258ZM128 201H130V202H128ZM139 201H141V202H139ZM144 201V204L142 203ZM151 201V202H150ZM159 201V202H158ZM200 201V202H199ZM203 201V203H201ZM220 201V202H219ZM226 201V202H225ZM126 202H127V204L129 203L130 205H131V208H129L130 206L129 205H126V207H125V205L124 204H126ZM148 202H150L151 203V205H152V207H149V206H151V205H147V204H149ZM156 202H158V203H156ZM173 202L175 203V204H173ZM197 202V203H196ZM223 202H225V203H223ZM229 202V203H228ZM262 202H263V200H262ZM261 202V203H262ZM139 203H141V204H143V205H141L142 206V208L141 209H139ZM166 203H169V204H166ZM193 203V204H192ZM207 203V204H206ZM224 205H223V204ZM251 203H252V201H251ZM260 203V202H259ZM264 203V202H263ZM136 204V205H135ZM145 204H146V208H147V206L149 207L148 209V211H147V209L145 210ZM156 205V204H158V205H156V206H154V205ZM173 204V205H172ZM179 205V207H178V205ZM204 204H206V206L204 205ZM221 204V205H220ZM121 205H124V207L130 212V214H129V212H126V210H125V212L126 213H128V215H123V214H126L125 212L122 214L121 213V211L123 212L124 211V208H122V210L120 209V207H122ZM137 205H138V207H137ZM171 205L172 206H175L178 210H173V209H171L168 213H167V211H166V209L164 208V206H166V208H167V210L168 209H170L171 208ZM181 205V206H180ZM194 205H196L195 207H194ZM198 205H200L201 207H199ZM259 205V204H258ZM103 206V207H102ZM127 206H128V208H127ZM133 206V207H132ZM143 206H144V209H143ZM160 206V207H159ZM189 206V208L190 209H184V207L186 208V207H188ZM191 206L192 207H194L193 209H191ZM199 207V208H196V207ZM208 206V207H207ZM226 206V207H225ZM105 207H107V210L105 209ZM225 207V208H224ZM242 207V208H241ZM102 208H104V210L105 211H107L106 213H109L108 215H110V217L107 215V217L105 216V211L102 209ZM116 208V210H114ZM132 208H134V209H132ZM138 209V211L139 210H144L145 212H150V213H148V215L147 214H145L144 213V211H142L143 212V214H145L144 216H145V219L147 220V222H146V224L147 223H149V225L148 226H151V227H159L160 225H161V223H159V222H155V221H158V219L160 218V216L163 214V213H165V216H166V218H168L169 219V221L166 219V225L168 226V225H170V226H166L165 224H162V226H166L165 228H167V229H164V227H162V226H160V228L158 229V231H160V233H162V236L161 237H159V238H154L155 239V242H154V239H149V240H147L146 242L147 243H150V244H148L147 245V243L145 242V240L146 239H139L138 240V242H137V239H132L131 237H130V235L129 234H124V232L125 231H123L124 229H123V227L125 228V226L126 225H128V223L129 224H131V223H135L134 225H136L137 224V222L139 223L140 221L137 219H135V218H137V217H141V214H142V212L141 211H139V213H138V211L136 212V210L135 209ZM159 208H161L162 210H160V211H162V212H160L159 211ZM237 208V209H236ZM130 209L132 210V211H130ZM155 210V212L154 213H151V210ZM215 209V210H214ZM227 209V210H226ZM241 211H240V210ZM243 209V210H242ZM245 209H247V211L245 210ZM153 210V211H154ZM179 210H181L182 212V214H181V216H178V215H180V214H178V215H175V214H177L178 213V211ZM186 210H188V212L186 211ZM198 210V211H197ZM217 210V211H216ZM221 210L223 211V212H221ZM77 211H78V213H81L80 215H78L77 214ZM103 211H104V213H103ZM117 211H120V213H121V215H120V213H118ZM209 211V212H208ZM227 211V212H226ZM232 211H233V213H236V215H239V213H238V211H240V214L243 216H241V215H239V216H237L236 217V215H235V219L236 220H233L234 219V216H232ZM72 212H73V214H76V217H75V219H74V217H73V219L75 220V222L74 221H72V220H69L70 218L67 216L66 217V215L68 214L69 215V213L70 214H72ZM76 212V213H75ZM96 212H98V215L96 216L95 214H96ZM115 212V213H114ZM180 212V211H179ZM198 212V213H197ZM215 212H218V213H220V214H222V216H220L219 218H218V216L216 215V214H218V213H214ZM243 212V213H242ZM252 212V213H251ZM104 214V216H105V218L106 219H104V216H102L103 214ZM135 213V214H134ZM162 213V214H161ZM183 213H184V215H183ZM202 213V214H201ZM206 213H207V215H206ZM262 213V214H261ZM89 214V215H88ZM90 214L91 215H95L96 217H94V218H92V216H90ZM118 215L119 216V218L120 219H122L123 220V218L124 219H126V223H124L125 221L123 220V222H119V221H121L119 218H118V216H116V215ZM157 214H159V216L157 215ZM169 214V215H168ZM193 214H195V215H197V216H195V215H193ZM219 214V215H220ZM229 214V213H228ZM246 214V215H245ZM93 215V216H94ZM134 215H136L135 217H134ZM146 215H147V217H146ZM155 215V216H154ZM164 215V214H163ZM207 217H209V218H207ZM214 215L215 216H217V219L219 220V221H221L222 219H220L221 217L223 218V220H224V222H223V224L224 225H226L227 224V226H229L230 224L232 225V226H234V224H235V226H237V225H239V227L241 228L240 230L238 229V226L236 227L238 230H239V232H241V230L244 228H242V226H244V225H246L247 224V222H248V227L249 228H246V229H249V231L250 232H252L251 231V229H253V231L254 232H252V233H254V234H252V236H254L255 238L256 237H260L261 238V240H259V239H257L256 238V240H258L260 243H254L255 244V248H258V249H253V251L255 250V252H253L252 251V249H250V244H252L251 246L252 247H254V244L253 243H251L250 242V239L248 240V241H246V239H243V243H242V245H243V248H242V246L241 247H239L238 246V244H236V242H234V240L236 239V233L238 234V232H235L234 234H233V232H234V228L232 227V226H229V227H227L228 229H229V231H230V228H232V229H234V230H232L233 232H229L228 230V232L230 233L229 235H230V237H228L229 235H228V233H226L225 231V233H224V235H228V236H222V234L220 235V236H222V238H220L219 239V241L217 240L218 239V236L216 237L217 239V241L215 242V237L214 238H212V241H211V237L209 238V240L207 239V238H203V236L201 237V235H199L201 232H203V233H205V231H207L208 229H209V227L207 226V228H205L204 226H206L205 224H210V223H212V222H210L209 220L211 219V218H213L212 219V221H216L215 219H216V217H214ZM248 215V216H247ZM115 216V217H114ZM130 216V217H129ZM144 216H142L143 218H144ZM154 216V217H158V219H156V218H152V217ZM164 216V217H165ZM168 216V217H167ZM184 216V217H183ZM191 216H194L193 218H194V220H195V222H197V225H194V224H196L195 222H194V224L192 223L193 222V220H192V218H191ZM199 216H201L202 217V219H200L201 217H199ZM251 216V218H249ZM255 216V217H254ZM49 219H48V218ZM66 217V221L63 219V218H65ZM111 217H113V218H111ZM131 217H133L131 220H130V218ZM189 217L191 218V219H189ZM203 217H204V219H203ZM242 217V218H241ZM62 218V219H61ZM67 218H68V220H67ZM83 218V219H84ZM117 218V219H116ZM143 218L141 219V221H143ZM171 218H176L175 220L174 219H171ZM206 218L208 219V220H206ZM229 218H231V219H229ZM110 220V222H109V220ZM229 219V221L227 222V220ZM238 219V220H237ZM51 220H52V222H51ZM94 220V221H93ZM112 220V221H111ZM114 220V221H113ZM149 220V221H148ZM180 220H181V224H180ZM190 220V221H189ZM233 220V221H232ZM250 220V221H249ZM254 220H255V222H254ZM257 220V221H256ZM54 221H56V223L54 222ZM132 221V222H131ZM137 221V222H136ZM208 221H209V223H208ZM231 221L233 222V224L231 223ZM237 221V222H236ZM44 223V225H46L44 228H46L47 227V229H42L43 228V223ZM53 222H54V224H53ZM60 222V224L58 225V223ZM72 222H74L73 223V226H72ZM113 222H115L114 224H112ZM117 222V223H116ZM171 222H173V223H171ZM186 222L187 223H189V225L188 224H186ZM200 222V223H199ZM204 223V225H203V223ZM222 222V221H221ZM239 222H241L240 224H239ZM257 222H259V224L261 225V227H260V225L257 223ZM109 223V224H108ZM121 223H123V225L121 224ZM214 223V222H213ZM212 223V224H213ZM220 223V222H219ZM228 223H229V225H228ZM244 223V224H243ZM69 224H70V226H69ZM121 224V225H120ZM180 224V225H179ZM202 226H201V225ZM222 224V223H221ZM241 224H242V226H241ZM255 224V225H254ZM42 225V226H41ZM51 225H53V226H51ZM114 225H115V229L114 228H112V226L114 227ZM120 225V226H119ZM155 225V226H154ZM159 225V226H158ZM172 225H174L176 228H173L172 227ZM213 225H215V224H213ZM213 225L212 226H210V230H212V229H214L213 230V232L215 231V233L217 232V228H214V227H217V226H214L213 227ZM55 226V227H54ZM62 226L60 227V228H62ZM111 226V227H110ZM197 226H199V227H197ZM247 226H245V227H247ZM251 226V227H250ZM51 227V228H50ZM54 227V228H53ZM63 227V228H64ZM122 227V228H121ZM178 227V228H177ZM205 228V229H201V228ZM213 227V228H212ZM221 227V225L220 226H218V228H220ZM225 227V226H224ZM259 227V228H258ZM35 228V230H33ZM117 228V229H116ZM156 228V229H157ZM182 228H184V229H182ZM185 228L187 229V231L185 230ZM197 228V229H196ZM212 228V229H211ZM223 228V227H222ZM25 229V230H24ZM29 229V230H28ZM39 231V232H41L40 234H41V236H43V237H40L41 238V240H39L40 238L39 237H37L36 235L37 234H35V235H32V231ZM40 229H41V231H40ZM51 229V230H50ZM53 229H54V231H53ZM64 230V231H67V230ZM73 229H72V231H73ZM161 229V230H160ZM257 229H261L260 231L261 232H259V230H257ZM11 230H13V231H11ZM24 230V231H23ZM61 230V229H60ZM163 230V231H162ZM165 230H167L168 232H166ZM192 230V231H191ZM200 231V233H199V231ZM220 230H221V228H220ZM219 230V232L221 233L223 230H221L220 231ZM256 230V231H255ZM263 230V231H262ZM10 231H11V233H10ZM21 231H23V232H25V231H29V233H26V235L22 232V233H20ZM31 231V232H30ZM38 231L36 232V233H38ZM52 231V233H48V232H51ZM63 231V230H62ZM162 231V232H161ZM194 231V233H192ZM209 231V230H208ZM243 231V230H242ZM244 231H245V229H244ZM246 231H248V230H246ZM245 231V232H246ZM14 232H16V233H20V235H21V237L19 236V235H15V233ZM33 232V233H34ZM46 232V233H45ZM54 232V233H53ZM68 233H66V235H71V234H69L70 233V231L68 230L67 231ZM163 232H164V234H163ZM179 232V233H178ZM210 232V231H209ZM213 232H211V233H213ZM256 232H259L261 235H257V236H255V233ZM2 233V234H1ZM12 233H13V235H12ZM48 233V235L49 234H51V235H49L50 236V239H48L47 238V236H46V234ZM169 233V234H168ZM184 233V234H183ZM185 233H186V235H185ZM211 233H208L207 232V234H211ZM10 235L9 237L11 238V236H12V238H13V240H9V237L7 236H5V235ZM40 234L38 235V236H40ZM91 234H92V236H91ZM91 234H86V236H90V238H96L98 235L96 234V232H95V235H93L94 233L92 232ZM181 234V235H180ZM193 235V237H194V239H192L193 237H192V235ZM233 234V235H232ZM241 234V233H240ZM257 234V233H256ZM18 236V238H14L13 236ZM30 235H32L33 237H36V238H33V237H31ZM110 235H108V238H109V236ZM163 235H168L165 239H164V236ZM183 235V236H182ZM203 235V234H202ZM206 235V234H205ZM212 235V234H211ZM231 235H232V237H231ZM239 235V234H238ZM246 235H247V233H246ZM245 235V236H246ZM26 236V237H25ZM82 236V235H81ZM85 235L83 234V236L82 237H84ZM94 236H96V237H94ZM126 236H128V237H126ZM171 236V237H170ZM180 236V237H179ZM214 235H212V237H213ZM236 236V237H235ZM245 236H243V237H245ZM251 236V237H252ZM23 237V238H22ZM30 237V238H29ZM199 237V238H198ZM225 237V238H224ZM234 237H235V239H234ZM247 238H248V236H246ZM245 237V238H246ZM254 237H253V239H254ZM21 238H22V240H21ZM24 238L25 239H28V240H24ZM33 238V239H32ZM130 240V241H128V239ZM169 238V239H168ZM188 238V239H187ZM4 239V240H3ZM19 240V242H17L18 240ZM114 238H109V239H107L108 241H111V240H113ZM131 239H132V241H136V243L135 242H133L132 244H130L131 243ZM183 239V240H182ZM191 239H192V241H191ZM200 239H202V241L205 243H203L202 241V243H200V241L199 240ZM205 239H206V242H205ZM231 239H234L233 241H231ZM252 239V238H251ZM15 240V241H14ZM30 240V241H29ZM32 240V241H31ZM35 240V241H34ZM48 240L50 241V242H52V243H50L49 244V246H47L48 245ZM120 240V239H119ZM158 240H160L159 242H157ZM223 240V241H222ZM228 240V241H227ZM3 241V242H2ZM4 241L6 242V243H4ZM12 241H14V244H15V246L13 245V243H12ZM23 241V242H22ZM27 241H28V243H27ZM38 241V242H37ZM41 241V242H40ZM114 241V240H113ZM149 241H151V242H149ZM162 241V242H161ZM174 241H175V243H180L179 241H181V243L182 244H184V243H186L187 242V244H184V245H186L185 247L184 246H182L181 245V243L180 244H175L174 243ZM193 241H195V242H193ZM198 241V242H197ZM221 241L222 242H224V244L221 246ZM227 243H226V242ZM230 241V242H229ZM255 241V240H254ZM16 242V243H15ZM25 242H26V244H25ZM34 242V243H33ZM40 242V243H39ZM48 242V243H47ZM127 242V243H126ZM168 243V245H165V244H167ZM219 242L221 243V244H219ZM229 242V243H228ZM238 243H239V241H237ZM248 242V243H247ZM12 243V244H11ZM138 243V244H137ZM140 243V244H139ZM146 243V244H145ZM156 243V244H155ZM172 243H174V244H172ZM192 243V244H191ZM209 243V244H208ZM218 243V244H217ZM226 243V244H225ZM263 243H264V241H263ZM8 245V246H5V245ZM17 244H19V245H17ZM40 244V245H39ZM42 244H43V246H42ZM55 244V245H54ZM126 244H129L128 246H127V248L126 247H124V246H126ZM134 244V245H133ZM155 244V245H154ZM159 244V245H158ZM197 244V245H196ZM200 244V245H199ZM202 244V245H201ZM203 244H204V246H203ZM208 244V245H207ZM233 244V245H232ZM234 244L236 245L235 247H230V246H234ZM263 245V246H260L261 247V250L259 249V245ZM11 245V246H10ZM17 245V246H16ZM111 245V244H110ZM121 245H124V246H121ZM144 245H146L147 247H149L150 248V245L153 247V246H155L154 248L156 249V251H155V249H153V248H151V249H153L152 250V252L151 253H153L154 252V254H152V256L150 255L151 253H150V250L151 249H148L146 246H144ZM157 245V246H156ZM162 245V246H161ZM165 245V246H164ZM173 246V248L171 249V250H169L171 247L170 246ZM177 245V246H176ZM196 247H195V246ZM218 245H219V247H218ZM224 245H226V246H224ZM228 245H230V246H228ZM246 245V247L250 250H248V251H246L247 250V248L246 247H244ZM22 246V247H21ZM31 246V247H30ZM36 246H37V249H34V248H36ZM44 246H45V248H44ZM55 246V250L53 251L52 249H53V247ZM113 246H111L112 248H115V247H113ZM191 246H192V248H191ZM208 246V247H207ZM220 246H221V248H220ZM230 248V249H226V248H228V247ZM7 247V248H6ZM9 247V248H8ZM11 247H15V249H16V251L14 250V248H11ZM43 247V248H42ZM50 247V248H49ZM88 247V249L86 250V248ZM107 247V246H106ZM110 247V246H109ZM110 247V248H111ZM121 247H123V249H125V250H121ZM160 247H164V249H163V251H162V248H160ZM199 247H200V249H199ZM201 247H203L204 249H202ZM207 247V248H206ZM211 247V248H210ZM212 247H214L213 249H212ZM237 247H239V249L237 248ZM23 248V249H22ZM27 248V249H26ZM31 248H33V249H31ZM56 248H57V250H56ZM85 248V249H84ZM111 248V249H112ZM169 248V249H168ZM186 248V249H185ZM187 248L189 249V250H187ZM191 248V249H190ZM215 248H217V249H220V251L219 250H216ZM231 248H233V249H231ZM237 248V249H236ZM244 249L243 250V252H244V255L246 254V256H244V258L242 259V256L240 255V254H242L243 252H242V249ZM246 248V249H245ZM10 249H12V250H10ZM28 249H30V250H28ZM51 250V253H48L50 250ZM80 249V248H79ZM148 249V250H147ZM158 249H159V251H158ZM166 249V250H165ZM177 249H181L180 251L178 250V251H176ZM184 249L186 250V252H184ZM210 249V250H209ZM211 249H212V251H214L213 253L211 252ZM237 250L236 251V254H237V256H236V254L234 253V251L235 250ZM241 249V250H240ZM262 249H263V252L261 253V251H262ZM19 250V251H18ZM32 250H34V251H32ZM44 250V251H43ZM126 250H128L129 252H127L126 253ZM142 250H143V252H142ZM147 250V251H146ZM161 250V251H160ZM168 250H169V252H168ZM207 250H208V252H207ZM258 250V251H257ZM28 251H30V252H28ZM52 251H53V253H52ZM89 251V252H88ZM121 251H122V253L124 254V252H125V255H127V258L126 257H124V255L121 257ZM147 252V254H146V252ZM149 251V252H148ZM165 251V252H164ZM167 251V252H166ZM171 251H173V252H171ZM174 251L176 252V253H174ZM202 251V252H201ZM231 251V252H230ZM240 251V252H239ZM3 252H5L4 254H2ZM15 252H17V253H15ZM36 254H35V253ZM86 252L87 253H90V254H92V255H90V256H93V254H94V257L96 258H94V257H91L93 260L91 261V258L89 257L88 258V254H86ZM155 252H156V254H155ZM159 252V253H158ZM178 252H179V255H177L178 254ZM200 252V253H199ZM203 252H205L206 253V255H205V253H203ZM217 254H216V253ZM222 252V253H221ZM242 252V253H241ZM247 252V253H246ZM7 253H9V254H7ZM21 253H22V255H21ZM28 253H30V254H28ZM38 253H39V255L41 256H39L38 255ZM119 253H120V255H119ZM144 253V254H143ZM164 254L165 253V255H166V257L164 258V256L161 258V260L159 259V256H162V254ZM169 253H170V255H169ZM180 253H183V255L181 254L180 255ZM195 254V257H194V255L193 254ZM199 253V255L200 256H198L197 254ZM238 253H240V254H238ZM249 253H251L250 255H249ZM252 253H253V255H252ZM259 253H261V254H259ZM2 254V255H1ZM12 254H13V256H14V258H12ZM25 254V255H24ZM35 254V255H34ZM42 254V255H41ZM47 254H50V255H47ZM130 254H134V252H132V253H130ZM190 254H192L193 255V257H192V255H190ZM204 254V255H203ZM209 254V255H208ZM229 254V255H228ZM234 255V257L235 258H233V256L231 257V255ZM256 254V255H257ZM17 255H19V257L17 256ZM22 257H21V256ZM34 257V259H32L33 257ZM60 255H62V254H60ZM135 255V254H134ZM143 255H144V258H143ZM153 255H154V257H153ZM158 255V256H157ZM189 255V256H188ZM203 255V256H202ZM212 255V256H211ZM216 256L215 258L217 259L215 262H214V260H215V258H214V256ZM255 255V256H256ZM3 256V257H2ZM17 256V257H16ZM25 258H24V257ZM42 256H44V258L42 257ZM50 257L49 259H47L46 260V258H48V257ZM68 256V257H67ZM70 256V257H69ZM111 257V258H113L112 260L110 259H108V257ZM118 256H120L121 257V259H120V261H119V257ZM130 257V259H129V257ZM151 256V257H150ZM187 256V257H186ZM209 256H211L210 258H209ZM218 256V257H217ZM220 256V257H219ZM222 256V257H221ZM231 258H233L232 260H228L230 257ZM239 256V257H238ZM248 256V259H246L245 257H247ZM5 257V258H4ZM7 257H8V259H7ZM28 257H30V259L28 258ZM62 256H60V258H61ZM65 257H66V259H65ZM87 257V258H86ZM103 257V258H102ZM116 257H118L117 259L118 260H116ZM133 257V258H132ZM147 257V258H146ZM150 259H149V258ZM172 257V258H171ZM178 257H181L180 259H182V261L179 259V260H177L178 259ZM197 257H200L199 259L197 258ZM204 257V258H203ZM225 257V258H224ZM227 257H228V259H227ZM264 257V256H263ZM10 258V259H9ZM11 258L13 259V260H11ZM78 258V259H77ZM81 258V259H80ZM106 258V261H104V259ZM124 258H126L127 260H125ZM135 258V259H134ZM155 258H157V261L158 262H154V260H155ZM164 258V259H163ZM189 258V259H188ZM191 258H193L194 260H192ZM197 258V259H196ZM204 260H203V259ZM6 261H5V260ZM15 259H16V261H15ZM20 259H22V260H20ZM77 259V260H76ZM94 259H95V261H94ZM98 259V260H97ZM125 261H124V260ZM133 259V260H132ZM154 259V260H153ZM166 259V260H165ZM209 259H212V260H209ZM214 259V260H213ZM227 259V260H226ZM245 259H246V261H245ZM251 259H253V260H251ZM258 259V258H257ZM28 260V261H27ZM45 260H46V262H45ZM51 260V259H50ZM50 260H49V262H50ZM90 260V261H89ZM151 260V261H150ZM162 260L164 261V262H162ZM184 260V261H183ZM196 260H199V262L198 261H196ZM200 260L202 261V262H200ZM211 262H209V261ZM222 260V261H221ZM226 261V262H228V263H225L224 261ZM240 260V259H239ZM238 260V261H239ZM240 260V261H241ZM264 260V259H263ZM8 261V262H7ZM13 261H15V262H13ZM77 261V262H76ZM84 261V262H83ZM89 261V262H88ZM122 261V262H121ZM159 261H160V263H159ZM177 261V262H176ZM179 261H181V262H183V263H179ZM192 261L193 262H195L196 261V263H192ZM229 261H230V263H229ZM237 261V260H236ZM235 261V262H236ZM257 261H259V260H257ZM261 261V260H260ZM5 262V263H4ZM87 262V263H86ZM90 262H92V263H90ZM94 262V263H93ZM97 262V263H96ZM111 262V263H110ZM119 262V263H118ZM126 262V263H127ZM134 262V263H133ZM145 262V263H144ZM170 262H172V263H170ZM218 262H217V264H218ZM28 263V264H29ZM127 263V264H128ZM130 263V264H131ZM153 263H150V264H153ZM239 262H237L236 264H238ZM249 263V264H250ZM78 264V263H77ZM125 264V263H124ZM204 264H206V262L204 263ZM216 264V263H215ZM240 264H241V262H240ZM259 264H260V262H259ZM261 264H263L262 262H261Z\"/></svg>", "mask_w": 264, "mask_h": 264}, {"label": "bare ground", "instance_id": "bare-ground-1", "mask_svg": "<svg viewBox=\"0 0 264 264\" xmlns=\"http://www.w3.org/2000/svg\"><path fill=\"white\" fill-rule=\"evenodd\" d=\"M13 1V0H12ZM12 1H11V3H12ZM37 1V0H36ZM44 1V0H43ZM51 1V0H50ZM59 1V0H58ZM65 1H67V0H65ZM70 1V0H69ZM82 1L83 0H81V1H78L77 0V2L79 3V2H81V4H79V6H82ZM84 1H86V0H84ZM89 1V0H88ZM91 1V0H90ZM93 1V0H92ZM91 1V2H92ZM96 1V0H95ZM94 1V2H95ZM114 1V0H113ZM122 1V2H121ZM152 1H154V0H152ZM157 3V5L155 4L154 6H153V4L155 3V2H152L153 4H151L150 3V0H132V1H130V0H120V2H121V4H122V10H127L128 11V16L130 15V16H132L133 17V19L130 21V18L131 17H129V19L127 18V16H125L128 20H129V22H132V23H129V26L127 25V24H122L121 25V23H123V20H125V17L123 18V20H122V22H120V25L121 26H119V22L117 23L118 24V26L117 25H115V23L114 22H112V23H114L113 25H112V23L110 24L111 25V28H113L112 29V31H111V33L109 32V35H110V37L108 38V39H110L111 38V35H112V40L110 39V41L109 42H107V43H105V45L103 46V45H101L100 43L102 42L101 40H102V38H100V43H98V42H96L95 41V36L94 35H96V31H98V33L101 31V30H95V34H92V30H89V29H87L88 31H86V33H88V32H90V34L88 33V34H85L86 35V37L84 38V40H83V43L82 42H80L79 40H76L77 42H76V44L78 43V45H76V44H72V39H71V37L70 36H68L67 34L69 33V31L68 30H70V28L68 29V27L66 28V30H61L62 31V33L63 34H61L60 32H58L57 31V29H54L53 27L55 26V28H57L58 26H56V24H58L57 23V20H55L54 18H53V21H51V23H53L54 22V20L56 21V22H54V26L52 25V27L51 26H49V31H50V35H49V32H48V30H43L42 28H44V27H42V25H40V26H38V27H36V26H34L35 24H39V22L38 23H34V24H31V25H33L32 27H33V29L31 30V28L30 29H25L24 28V26H23V28H22V30L21 29H19V30H21V31H16V30H11V29H9L8 27V29H6V31H5V29H4V31L2 32V31H0V99L2 100V98L3 99H5V100H2V101H0L1 102V104L0 105H2V106H0V117L2 116V113L4 112L3 110L4 109H6L7 111H9V112H12V115H15L16 113H17V111H18V109H19V106H20V104H32V103H34V100L37 98V100H39L38 99V97H36L37 95H40L39 93H41L42 94V92L43 93H45L46 91L43 89V88H45V87H43L42 86V80H44L43 78H45V77H41V76H43V75H45L46 73H44V72H47V70H46V68H48L49 70V72H47V74L48 73H50V67H51V69L53 68L52 67V65L54 66V65H56V60H57V58L59 59V56L61 57V55L65 52V54H66V56H67V60L68 61H73V58L75 57V55L76 56H78V52L81 54V55H79L78 57H77V59L74 61V63L73 64H75L76 63V61H77V64H78V59L79 58H81V57H83V59H84V62H83V60H81L82 62H80V65L78 66V67H76L77 65H73L75 68H74V70H72V73H71V71H70V73L68 72V70H66L65 69V71H64V69L62 70V72H58V70H57V72L58 73H66V75H65V73H64V77H67V76H69V79H65V80H68V82L70 83V85H72V86H74V87H79V86H81V84L83 85V84H85V85H87L88 87H91L94 91L97 89V94L99 93V91H101V93H99V95H102L104 92V89L106 90L107 89V91L108 90H112V89H118L117 88V86L119 87V85H122V87L124 88L123 90H126V92H127V90H128V93H129V95H133L134 94V92L133 91H135L136 93L135 94H141L140 92H138L139 90L138 89H134V88H137V86L136 85H134V84H137V83H141L140 81L141 80H144L147 76H148V74L149 73H155L156 75H162V73H165L166 75L168 74L169 75V72H170V74H171V71H174L175 72V74H177L175 77H176V80L178 81V79H179V83L181 82V84H183L184 86L186 85V87H189V88H193V89H195V88H198V90L200 91V92H202L203 90L205 91V93L207 92H210L211 94H209V97H210V95L212 96L211 98H213V100L214 99H216V97H218V99H216V100H218V101H220L219 99L220 98H222V97H219L220 95H217V96H215L214 97V93H216L218 90H216L215 88L217 87H219V85H220V83L222 84L223 83V81L224 80H221L223 77H224V79L225 78H227V80H229V82H233L234 80H235V78H238L239 80H240V82H236V83H238V86H242V90H241V88H237V84H235L233 87L232 86H230V84L229 85H227L226 84V82H224L223 83V85L224 84H226L225 86H229L233 91H235L236 90V92L234 93V92H230L228 89H225L224 88V86L223 85H221L219 88H221V87H223L224 89H220V90H228L227 91V94H223V96L225 97H223L222 99H221V103L220 102H218V101H215V104L217 105L216 107L218 108V110H219V108H221L222 110H220V112H222V113H225V115H226V112H227V109H229V111L231 110L230 108L231 107H234L235 105H237L238 107H237V109L239 108V110H241L242 108H244V109H242L241 110V112L240 111H238L237 109H236V107H234L235 109H236V111H235V113H234V111H233V113L235 114V115H239L240 113H245L244 111L246 110L247 112L246 113H248L249 114V112H250V114L248 115L247 114V116H249V117H247L246 116V114H244V116H246L247 117V119L248 120H246V118L245 117H237L238 118V120H237V118H236V116L233 118V117H231V118H233L234 120H235V123L233 124V120H231L232 121V124L234 125V129L235 128H237V130L236 131H234L235 133H237V138H240L239 139V142H240V140L241 139H244V138H242V136L241 135H244V137H246V139H244V140H248V142H245L244 140H242V143H244L243 145V147L245 148V143H246V145L247 146H249L248 148H247V146H246V148L245 149H247V151H252V149L250 148V143L252 144V142L253 141H255L253 138V135H251L252 133L255 135V137L256 138H258V136H256L257 134H259V137H261L262 135H264L263 133H264V111H263V108L261 107V106H258V107H261L259 110L258 109H255L256 110V112L254 111V108H256L255 106L256 105H254V106H252V108L253 109H249V104H253V103H257V102H260V103H262V101H264V0H155ZM46 2V1H45ZM57 2V1H56ZM62 2H64L63 0H62ZM76 2V0H75V2H74V4H76L77 3ZM91 2H89L88 4H86L85 3V9H83V11L84 10H86L87 12L90 10V11H92L91 9H92V3ZM93 2V3H94ZM110 2H112V1H110ZM114 2H118V0L117 1H114ZM120 2H118V3H120ZM10 3V4H11ZM13 3H16V6H18V1H16V2H13ZM13 3H12V5H13ZM39 3H40V0H39ZM43 3V2H42ZM57 3H59V2H57ZM69 3V5H70V3L71 2H64V4L66 5V4H68ZM117 3V4H118ZM150 3V4H149ZM10 4H8V6L10 7ZM44 4V3H43ZM54 4H55V2H54ZM72 4V3H71ZM113 4V3H112ZM117 4H115V6L117 7ZM121 4H119L120 6H121ZM37 5H39L38 4V2L36 3V6H35V8H37ZM42 5V4H41ZM46 5V4H45ZM64 5V6H65ZM77 5V4H76ZM119 5H118V7H119ZM126 5L129 7H126ZM14 7L15 9L14 10H17L18 8L17 7ZM49 6V5H48ZM50 6H53V4L52 5H50ZM62 6V5H61ZM72 6V5H71ZM71 6H69V10H70V7ZM78 6V7H79ZM97 6V5H96ZM4 7H6L4 10L6 11V9H8L7 8V4L4 6ZM21 7V6H20ZM20 7H19V9H20ZM40 7H42V6H40ZM63 7V6H62ZM67 7V5L65 6V8ZM84 7V6H83ZM11 8V7H10ZM17 8V9H16ZM34 8V7H33ZM35 8H34V10H35ZM44 8V7H43ZM43 8H39V11H38V13L39 12H41L42 10L44 11V9ZM71 8H73V6L71 7ZM74 8H76L75 6H74ZM126 8H128V9H126ZM2 9V10H3ZM13 9V8H12ZM19 9L17 10V12H20V11H22L23 10V8H21L20 9V11H19ZM40 9H42L41 11H40ZM57 9V10H56ZM55 10L57 11V13H58V9H60L59 11H61V7L59 6L58 8H56ZM68 9H67V11H66V13L67 12H70V11H68ZM77 9V8H76ZM76 9H74V10H76ZM94 9V8H93ZM97 9V8H96ZM120 9V8H119ZM26 10V9H25ZM29 10V9H28ZM37 10V9H36ZM54 10V9H53ZM63 11H65L66 9H62ZM72 10V9H71ZM46 11V10H45ZM47 11H48V9H47ZM90 11H89V13H90ZM94 11V10H93ZM97 11V10H96ZM96 11H95V13H96ZM2 12V11H1ZM15 11H13L12 10V13H14ZM26 12H27V10H26ZM31 12V11H30ZM34 12V11H33ZM11 13V14H12ZM16 13V12H15ZM21 13V12H20ZM45 13V12H44ZM48 13L49 12H47V16H48ZM65 13V12H64ZM80 13H81V11H80ZM79 13V14H80ZM118 13H120V12H118ZM30 14V13H29ZM32 14H34V13H32ZM32 14H30V16L32 15ZM42 14H43V12H42ZM41 14V15H42ZM92 14H94V13H92ZM122 14V13H121ZM13 15V14H12ZM17 15V14H16ZM20 15V14H19ZM35 15V14H34ZM34 15H32L30 18L29 17H27V18H29L30 20H31V18L32 17H34ZM46 15V14H45ZM67 15V14H66ZM88 14L86 13V15L85 14H83V16H84V18H86V16H87ZM108 15V14H107ZM110 15V14H109ZM46 16V18H45V21L47 20L48 21V17ZM79 16V15H78ZM88 16H90V14L88 15ZM94 16V15H93ZM96 16V15H95ZM114 16H116V15H114ZM20 17H22L21 15H20ZM35 17H36V15H35ZM50 17V16H49ZM51 17H53V16H51ZM76 17H77V14H76ZM101 17H103V15L101 16ZM113 16L111 15L109 18H112ZM1 18V17H0ZM37 18V17H36ZM97 18V17H96ZM100 18V17H99ZM116 18H117V16H116ZM11 19H14V18H10V19H8V20H11ZM19 19V18H18ZM39 19V18H38ZM50 19V18H49ZM59 19V18H58ZM68 19V18H67ZM95 19V18H94ZM118 19V18H117ZM117 19L115 20L114 18L111 20V21H116L117 22ZM2 20V19H1ZM1 20H0V23H1ZM17 19L15 18L14 19V21H16ZM52 20V19H51ZM65 20V19H64ZM63 20V21H64ZM81 20H82V18H81ZM87 20V19H86ZM89 20V19H88ZM121 20V19H120ZM119 19H118V21H120ZM27 21H29L28 19H27ZM40 21V20H39ZM42 21V20H41ZM46 21V22H47ZM50 21V20H49ZM68 21V20H67ZM109 21H110V19H109ZM5 22H7V20L5 21ZM25 21H22L21 23H22V25L24 24V25H26L25 23H24ZM30 22V21H29ZM88 22V21H87ZM16 23H18V20H17V22ZM89 23V22H88ZM88 23H86V24H88ZM91 23V22H90ZM2 24H3V22H2ZM42 24H43V21H42ZM50 24V23H49ZM1 25V24H0ZM4 25V24H3ZM2 25V26H3ZM16 25V24H15ZM29 25V24H28ZM44 25V24H43ZM46 25H47V23H46ZM69 25V24H68ZM10 26H14L13 24H11ZM9 26V27H10ZM30 26V25H29ZM45 26V25H44ZM73 26V25H72ZM87 26V25H86ZM90 26V25H89ZM88 26V27H89ZM124 26V27H123ZM27 27V26H26ZM41 27V28H40ZM75 27V26H74ZM103 27V26H102ZM106 27H108V26H106ZM105 27V25H104V28H106ZM3 28H4V26H3ZM13 28V27H12ZM20 28H21V25H20ZM28 28V27H27ZM52 28V29H51ZM72 28V27H71ZM24 29V30H23ZM62 29H64V28H62ZM108 29H110V27H108ZM107 29V30H108ZM53 30V31H52ZM55 30V31H54ZM47 31V32H46ZM60 31V30H59ZM68 33H67V32ZM105 31H106V29H105ZM109 31V30H108ZM54 32L57 34H54ZM58 32V33H57ZM70 32H71V30H70ZM72 33V32H71ZM52 34V35H51ZM54 34V35H53ZM43 35V37H40V36H42ZM71 35V34H70ZM76 35H77V33H76ZM75 35V36H76ZM93 35V36H92ZM98 35V34H97ZM99 35H101L102 36V34H99ZM105 35V34H104ZM107 36V35H106ZM106 36H104V38L106 37ZM123 36H124V38L125 39H123ZM70 37V38H69ZM97 38H99V37H97ZM103 38V40H105ZM122 38V39H121ZM83 39V38H82ZM107 39V38H106ZM122 41H121V40ZM73 40H75V39H73ZM108 41V40H107ZM114 41V44L112 43V44H110L111 42H113ZM75 41H73V43H74ZM105 42V41H104ZM70 43V44H69ZM81 43H82V45H81ZM95 43H97V44H99L98 46H97V44H95ZM103 43V42H102ZM128 43V44H127ZM68 44V45H67ZM70 45V46H69ZM68 47V48H65V47ZM78 51V52H77ZM81 56V57H80ZM63 61H65V58H64V60ZM50 64H52L51 66H50ZM57 64H59V61L57 62ZM62 64H65V63H63L62 62ZM86 64H88V65H86ZM92 66V65H94L93 66V69L92 70H90V69H88V67L87 66H89L90 67V65ZM48 65L50 66V67H48ZM58 67H59V65H57ZM68 66V68L67 69H70L69 67V65L67 64L66 66H63L64 68L65 67H67ZM85 66L87 67V72L88 73H85V74H83V70H84V68H85ZM57 67V68H58ZM62 67V68H63ZM55 68V67H54ZM78 68V69H77ZM43 69H45V70H43ZM160 69V70H159ZM43 70V71H42ZM145 70V71H144ZM150 70V72H148ZM167 70V71H166ZM170 70V71H169ZM55 71H56V69H55ZM152 71V72H151ZM155 71V72H154ZM157 71H159L158 73H156ZM162 73H161V72ZM166 71V72H165ZM43 72V73H42ZM146 72H148V74L146 73ZM174 72H172L173 74H174ZM67 73H68V75H67ZM145 73L147 74V75H145ZM43 74V75H42ZM52 74H54V72H52L51 71V75L49 74V75H47V76H53ZM55 75V74H54ZM223 75V76H222ZM226 75V76H225ZM229 75H231V77H229ZM237 76V77H235V76ZM46 76V75H45ZM164 76V75H163ZM235 78H234V77ZM261 76V77H260ZM55 77V76H54ZM63 77V76H62ZM178 77V78H177ZM234 78V80H233V78ZM56 78V77H55ZM42 79V80H41ZM231 79H232V81H231ZM45 80H46V78H45ZM50 80V79H49ZM55 80V79H54ZM237 80V79H236ZM235 80V81H236ZM239 80H237V81H239ZM50 81H52V79L50 80ZM55 81H57V79L55 80ZM60 83H61V85H62V81L63 80H58ZM150 81V80H149ZM235 81L232 83V84H234L235 83ZM242 81V82H241ZM67 81H66V83H68ZM142 82H145V81H142ZM58 82H56V84H57ZM69 83H68V85H69ZM241 83V84H240ZM49 84V83H48ZM231 84V85H232ZM240 84V85H239ZM243 84H244V86H243ZM54 85H55V83H54ZM58 85H60V84H58ZM60 85V86H61ZM132 85H134L133 87H132ZM141 85V84H140ZM139 85V86H140ZM143 85V84H142ZM67 86V85H66ZM136 86V87H135ZM50 88H52V86H49ZM54 87V86H53ZM57 87V86H56ZM65 86H64V83H63V88H64ZM114 87V88H113ZM116 87V88H115ZM234 87H235V89H234ZM244 87V88H243ZM60 88V87H59ZM58 87H57V89H59ZM134 90H133V89ZM199 88H203V89H199ZM46 89V88H45ZM48 89V88H47ZM55 88H53V90L52 89H49V91L50 90H52V91H54L55 92V90H54ZM61 89V88H60ZM59 89V90H60ZM70 89V88H69ZM90 89V88H89ZM92 89H90L89 91H91ZM206 89V90H205ZM42 90H44V91H42ZM99 90V91H98ZM138 90V91H137ZM231 90V91H232ZM48 91V92H49ZM85 91H86V89H85ZM88 91V90H87ZM90 92L91 94L92 93H94V94H96L95 92ZM113 91V94L112 95H114V94H116L117 96H120L115 90H112ZM119 91V90H118ZM131 91V92H130ZM214 91V92H213ZM224 91V92H225ZM81 92V91H80ZM84 92V91H83ZM82 92V93H83ZM114 92H116V93H114ZM126 92H125V94H126ZM229 92L231 93V94H233L234 95V97H232V98H230V95H228L229 94ZM47 93V92H46ZM45 93V94H46ZM50 93H51V91H50ZM56 93V92H55ZM109 94L110 93H112V92H108ZM131 93V94H130ZM226 93V92H225ZM86 94V93H85ZM106 94V93H105ZM120 94H121V92H120ZM135 94L133 95L135 98H136V96H135ZM237 94V96H241L238 100H236L238 97H235V95ZM2 95V96H1ZM98 95V96H99ZM104 95V94H103ZM145 95V94H144ZM160 96H161V94H159ZM226 95H228L229 97H226ZM4 96V97H3ZM30 96H31V99L33 100V102H29L30 101V99L29 100H26L27 98H30ZM46 96H48V95H46ZM108 96V97H107ZM107 96L105 95L104 97H107V98H104L106 101H108V100H110V99H112V98H115V95L112 97H110L108 94H107ZM122 96V95H121ZM120 96V98H118V100L120 99V101L119 102H121L122 101V99L124 100L125 99V97H121ZM125 96H128V95H125ZM141 96H143V95H141ZM140 96V97H141ZM221 96H222V94H221ZM232 96V95H231ZM243 96H247L248 97V103H246L247 101H242V97ZM2 97V98H1ZM33 97V98H32ZM34 97H36V98H34ZM79 97V96H78ZM82 97V96H81ZM83 97H86V96H83ZM83 97H82V99H83ZM88 97H90V96H88ZM91 97H93V96H91ZM134 97L132 98V99H134ZM137 97H139V96H137ZM94 98H96V97H94ZM93 98V99H94ZM122 98V99H121ZM130 98V97H129ZM42 99H44V97H42ZM42 99H40L41 100V102L42 101H44V100H42ZM90 99V98H89ZM97 99V98H96ZM96 99H94V100H96ZM100 99V98H99ZM234 99L236 100V101H234ZM250 99V100H249ZM25 100V101H24ZM31 100V101H32ZM91 100V99H90ZM94 100H92V103H96L97 102V100L95 101V102H93ZM113 100V102H114V99H112ZM111 100V101H112ZM135 101H136V99H134ZM23 101H24V103H23ZM28 101V102H27ZM36 101V100H35ZM100 101H101V99H100ZM100 101H98V103L100 102ZM102 101H103V99H102ZM110 101V102H111ZM137 101L139 102V98H137ZM242 101V102H241ZM250 101V102H249ZM252 101V102H251ZM256 101V102H255ZM22 102V103H21ZM236 102V104H234ZM106 103V102H105ZM104 102H103V104H105ZM109 103V102H108ZM131 103V102H130ZM137 103V102H136ZM136 103H134V102H132V107H134L133 106V104H136ZM214 103V102H213ZM218 103H220V104H218ZM238 103V104H237ZM30 104V105H31ZM100 104V103H99ZM99 104H96V106H98ZM111 104V103H110ZM109 104V105H110ZM124 103H120V105H122V106H124L123 105ZM241 106H240V105ZM262 104H264V103H262ZM34 105H35V103H34ZM114 105L115 104H113V106L112 107H114ZM119 105V104H118ZM119 105V106H120ZM126 105V104H125ZM129 104L127 105V106H130ZM218 105L220 106V107H218ZM243 105H244V107H243ZM259 105V104H258ZM111 106V105H110ZM109 106V107H110ZM245 106H248L247 108H245ZM264 106V105H263ZM1 107H3V109L1 108ZM22 107V106H21ZM26 107V106H25ZM32 107V106H31ZM36 107H38V106H36ZM35 107V108H36ZM99 107H101V106H98V108ZM106 107V106H105ZM104 107V108H105ZM125 107V106H124ZM132 107H129V108H131L132 109ZM215 107V106H214ZM128 108V107H127ZM201 109L202 107H200V105L197 107V109ZM100 109V108H99ZM262 109V110H261ZM29 110V109H28ZM39 110V109H38ZM213 110V109H212ZM248 110H252V111H254V112H251V111H249L248 112ZM2 111V112H1ZM201 111H203V110H201ZM232 111V110H231ZM240 112V113H238V112ZM262 111V112H261ZM9 112H8V114H9ZM40 112V111H39ZM213 112H214V114H215V111L213 110ZM14 113V114H13ZM32 113V112H31ZM30 113V114H31ZM211 113V112H210ZM217 113H219V112H217ZM221 113V114H222ZM231 114L232 116L234 115V114H232V112H227V114ZM8 114H7V116H8ZM27 115L29 114V113H26ZM29 114V115H30ZM51 114V113H50ZM49 114V115H50ZM57 114V113H56ZM11 115V116H12ZM216 115H218V114H216ZM6 116V117H7ZM10 116V115H9ZM22 116L23 115H21V118H22ZM38 116V115H37ZM41 116V115H40ZM43 116V115H42ZM58 116V115H57ZM198 116V115H197ZM197 116H196V118H197ZM32 117V116H31ZM49 117V116H48ZM211 117H212V115H211ZM230 117H227V118H230ZM28 118H30L29 116H28ZM37 117H35V119H36ZM50 118V117H49ZM210 118V117H209ZM216 118V117H215ZM220 118V117H219ZM236 118V119H235ZM240 118H242V120H241V122L239 121V119ZM245 118V119H244ZM73 119V118H72ZM208 119V118H207ZM223 119H225V118H223ZM222 118H221V120H223ZM16 120H20V121H25V120H21L20 118H18V119H16ZM34 120V119H33ZM45 120V119H44ZM74 120V119H73ZM79 120V119H78ZM220 120V119H219ZM245 120V121H244ZM52 121H53V119H52ZM71 121V120H70ZM208 121H210V123H211V120H207V122L206 121H204V122H206V123H200L201 125H204L203 126V128L202 127H200V128H202L201 129V131L200 132H198L197 133V131L198 130H194V128H193V130L192 131H194L196 134H197V136H194V134H192V135H190L188 138L186 137L185 139H187V141L185 142V143H183V141H180L183 145H185L186 147H187V145L189 146V143L190 144H193L194 145V150L195 151H197V152H195L194 153V155H193V151L191 152L190 150V152H187V153H189L188 155H190V159H191V161H192V159H194V158H198V160H202L204 157H203V155H204V152H203V154L202 155H200L201 153L199 152L201 149H204L205 147H209L210 145V148L212 149V144H211V140H209V138H207L206 136V142L205 141H203V140H205V138L204 139H202V137H204V136H202V134H206L207 136H208V134L210 135L212 132H213V134H211V135H214V136H211L212 138H213V141H214V139H215V141L217 142L218 140H220V138H222V136H224L223 135V133H225V134H227L226 133V131L227 130H221L220 132H218V134H217V132L215 133V131L218 129V128H215V130H212L211 131V133L208 131V132H203L204 131V129H206L205 131H207V129H208V125H210V124H208L207 126H206V124L208 123ZM212 121H213V118H212ZM226 121H228V119L226 120ZM239 121V123H237ZM37 122V121H36ZM36 122H35V124H36ZM78 122L79 121H77V122H75V124H77L78 125ZM82 122V121H81ZM86 122V121H85ZM215 122V121H214ZM225 122V121H224ZM23 123H26V122H23ZM23 123L21 124V125H23ZM30 123V122H29ZM39 123V122H38ZM37 123V124H38ZM48 123V122H47ZM54 123V126H55V123H56V121L55 122H53ZM71 123H72V121H71ZM74 123V122H73ZM226 123V122H225ZM224 123V126L225 125H227V124H229V122H227L226 124ZM43 124V123H42ZM50 125H51V122L49 123ZM74 124V125H75ZM79 124H81L80 122H79ZM196 124V123H195ZM197 124H199V123H197ZM39 125V124H38ZM77 125H75V126H77ZM193 125V124H192ZM213 125H215L214 127H216V124L214 123L213 124V122L211 123V125L210 126H213ZM221 124H219V126H220ZM238 126V125H240V126H238V127H236V126ZM31 125H29L28 127L30 128V129H33V128H35V127H30ZM33 126V125H32ZM57 126V125H56ZM80 126V125H79ZM78 126V127H79ZM85 126L87 127V128H90V129H88V130H86L87 132L86 133H84L83 134V136H85V135H88V138H89V136H90V134L89 133H91L92 131H93V129H92V131L90 132V130H91V127L92 126H88V123L86 124V125H82V127L83 128H85ZM190 126V125H189ZM198 126V125H197ZM209 126V127H210ZM217 126H218V124H217ZM26 127H27V125H26ZM38 127V126H37ZM52 127V126H51ZM81 126L79 127V129L81 128V129H83ZM191 127V126H190ZM195 127V126H194ZM55 128V127H54ZM186 128V127H185ZM184 128V129H185ZM241 128V129H240ZM78 129V130H79ZM80 129V130H81ZM158 129V128H157ZM199 129V128H198ZM83 130H85V129H83ZM82 131V130H81ZM159 131V130H158ZM162 131H164L165 132V130L164 129H162ZM241 131V132H240ZM83 132V131H82ZM85 132V131H84ZM89 132V133H88ZM155 131H153L152 133L155 135V133H156V136H166V134H162V132H157V130H156V132L154 133ZM167 132V131H166ZM183 132V131H182ZM223 132V133H222ZM240 132V133H239ZM88 133V134H87ZM161 133V134H160ZM187 133V132H186ZM190 134H191V132H190ZM200 134V135H199ZM216 134V135H215ZM221 134H222V136H221ZM230 134V133H229ZM249 134V135H248ZM82 135V134H81ZM189 135V134H188ZM233 135V134H232ZM231 135V136H232ZM248 136V138H247V136ZM261 135V136H260ZM152 136V135H151ZM155 136V137H156ZM158 136V137H159ZM186 136V135H185ZM200 136H201V138H200ZM210 136H208V137H210ZM226 136L227 135H225V137L223 138L224 139V142L226 143V140L225 139H229V137H227L226 138ZM229 136V135H228ZM249 136H252V138H250L251 140H250V143H249ZM82 137V136H81ZM148 137V136H147ZM157 137V138H158ZM170 137H172V136H170ZM170 137H164V138H160V139H164V140H170L169 138ZM183 137V136H182ZM193 137V138H192ZM195 137H197V138H195ZM210 137V139H212ZM84 138V137H83ZM83 138H81L82 140H83ZM177 138V137H176ZM178 138H180V136H178ZM85 139V138H84ZM184 139V140H185ZM198 140V139H201V140H199V141H201V143H200V146H199V148L200 149H198L197 150V147H198V145H197V142L196 143H191V142H189V140ZM236 138L234 137L233 138V140H235ZM81 140V141H82ZM118 140V139H117ZM151 140H153V144H155V146L157 145V143L154 141V139H151ZM164 140L162 141V140H160V142L162 141V142H164ZM174 140V139H173ZM179 140H182V138L181 139H179ZM178 140V141H179ZM87 141H89V140H87ZM143 141V139H141V142ZM145 144L147 143L146 141H147V138L145 137ZM177 140L175 141V143H177L178 142ZM199 141H198V143H199ZM214 141V142H215ZM222 143H223V141L222 140H220ZM228 142H229V140H227ZM252 141V142H251ZM86 142V141H85ZM84 141H83V143L84 144H82V146L84 145V147L85 146H87V144L90 146V142L88 143H85ZM92 142V141H91ZM124 142H126V141H124ZM155 142V143H154ZM172 142V141H171ZM174 142V141H173ZM188 142V143H187ZM204 142V143H203ZM207 142H209L208 143V145H207ZM219 142V141H218ZM227 142V143H228ZM230 142H232V139H230ZM54 143H56V145L54 146V148L57 146V142H54ZM54 143H53V145H54ZM61 142H59V144H60ZM127 143V142H126ZM142 143H144V142H142ZM205 144V146L203 147V144ZM242 143H240L241 144V146H242ZM51 144L52 143H50L48 146H49V148H50V146H51ZM58 144V145H59ZM79 144V143H78ZM125 144V143H124ZM166 144V143H165ZM169 143L167 142V146H169L168 145ZM182 144H176V145H180V147L182 148ZM195 144H196V146H195ZM218 143H216V145H217ZM236 144V143H235ZM234 144V145H235ZM53 145H52V147H53ZM122 145V144H121ZM162 145H163V143H162ZM193 145H190V148L191 149H193ZM202 145V146H201ZM223 145H225L224 143H223ZM228 145H231V144H228ZM233 145V146H234ZM253 145V144H252ZM89 146H87V147H89ZM119 146V145H118ZM127 146V145H126ZM226 146V145H225ZM254 146V145H253ZM63 147V146H62ZM145 147V146H144ZM163 147V146H162ZM161 147V150L164 148H162ZM218 147H220V146H218ZM218 147H215V148H218ZM228 147V146H227ZM235 147V146H234ZM237 147V146H236ZM258 147H259V145H258ZM46 148H48V147H46ZM43 149V150H41L40 151V157L39 158H42V156L44 157V155L47 153V152H49V154L47 153L46 155H48V158H46L45 159V161L46 160H48L49 162H48V164L46 165L45 163H43L42 164V166L40 165L39 166V164L43 161V159L41 160V162H39V164H38V166H37V168H39V169H37L35 166V168L37 169H35L34 167H33V164L32 163H29V161H27L28 163V166H23V164H25V161L24 162H22L21 163V165L23 166V169L25 168V167H27L26 169L29 171V169H28V167H30L31 169V171H32V167H33V170L35 169L36 171H37V173H38V175L39 174H42V173H45V169H49L50 168V166H51V164L54 162V159H53V157H52V155H54V154H52V152H51V149L49 150V148L48 149ZM56 148H58V146L56 147ZM60 149H61V147H59ZM81 148V147H80ZM86 148V147H85ZM92 147H90V149H91ZM123 148V147H122ZM157 148V147H156ZM158 148H160V146L158 147ZM196 148V149H195ZM213 148H214V145H213ZM221 148V147H220ZM220 148L218 149V151L220 150ZM62 149H64V147L62 148ZM211 149H209V150H211ZM224 149V148H223ZM244 149V150H245ZM250 149V150H249ZM46 150H49V151H46ZM58 150V149H57ZM56 150V152H58ZM95 150H97L96 148H94V151ZM163 150H167V149H163ZM162 150V153L164 152ZM212 150H215V149H212ZM222 150V149H221ZM93 151V150H92ZM94 151H93V153H94ZM101 151V150H100ZM145 151H146V148H145ZM151 151H152V149H151ZM169 151V150H168ZM178 151H180V150H178ZM187 151V150H186ZM204 151V150H203ZM55 151H53V153H54ZM61 152H62V150H61ZM82 152H86V151H82ZM121 152V151H120ZM149 152V151H148ZM206 152V151H205ZM213 152V151H212ZM19 153V154H18ZM18 153H17V151H16V153H14V154H18V156H22V151H21V149H20V151H18ZM21 153V154H20ZM37 153H39V152H37ZM41 153H42V156H41ZM51 153V154H50ZM89 153H91V152H88L87 153V155H88V157L87 158H85V160L86 161H88V159H90L89 158ZM104 152H102L101 154H103ZM151 153V152H150ZM152 153H154V151H152ZM180 153H182V151H180ZM191 153V154H190ZM207 153H208V148H207ZM215 153V152H214ZM257 153V152H256ZM255 153V154H256ZM6 154H8V153H6ZM27 154H29V152L28 153H24V156H26ZM35 154V153H31L30 155H28L27 157L28 158H30L31 156H32V159H31V161L30 162H32V161H34L33 160V158L34 159H36L37 161H40V159L38 158V156H39V154H37V156L35 155V156H33V155ZM105 154V153H104ZM108 154H110L109 152L107 153V154H105V156L106 155H108ZM116 154V153H115ZM118 154H120V155H122L121 153H118ZM128 154H129V152H128ZM130 154H132V153H130ZM172 154H174V152L172 153ZM172 154L170 153V155L172 156ZM184 153H182L181 154V156H185V155H183ZM219 154V156L218 157H221L220 156V152L218 153ZM225 154H227V153H225ZM248 154H252V152H250V153H248ZM255 154H253V155H255ZM261 154V153H260ZM9 155V154H8ZM45 155V156H46ZM51 156V158L53 159H51L50 158V156ZM55 155H56V153H55ZM81 155V154H80ZM82 155H83V157H85V153L83 154L82 153ZM81 155V156H82ZM168 155V154H167ZM169 155V156H170ZM179 155V154H178ZM196 155H199V156H202V159H200L199 158V156H196ZM205 155H206V153H205ZM232 155V154H231ZM240 155V154H239ZM243 155V154H242ZM252 155V156H253ZM258 155V154H257ZM3 156H6L5 155V153H3V155H2V157ZM14 156V155H13ZM24 156H22V161L24 160ZM59 156H61V154L59 155ZM97 156H98V154H97ZM104 156V155H103ZM110 156V155H109ZM108 156V158H110ZM114 156V155H113ZM133 156V155H132ZM137 156V155H136ZM164 156V155H163ZM224 156V155H223ZM222 156V157H223ZM228 156V155H227ZM245 156V155H244ZM260 156H262V155H260ZM1 157V156H0ZM7 157V156H6ZM5 157V158H6ZM56 157V159L58 160V153H57V155L55 156ZM61 157H63V155L61 156ZM64 157H66V155L64 156ZM83 157H80V158H83ZM120 157V156H119ZM130 157H131V155H130ZM176 156H174V158H175ZM193 157V158H192ZM206 157V156H205ZM208 157V156H207ZM209 157H211V156H209ZM214 157V156H213ZM226 157V156H225ZM241 157H243V156H241ZM4 158V157H3ZM2 158V159H3ZM4 158V159H5ZM13 158V157H12ZM17 158V157H16ZM68 158V157H67ZM79 158V157H78ZM98 158V157H97ZM113 158V157H112ZM111 158V159H112ZM116 158H117V156H116ZM123 158V157H122ZM169 158V157H168ZM178 158V159H177ZM176 158V160H178L179 161V158H180V155L178 156ZM182 158V157H181ZM227 158H229V157H227ZM234 158H235V156H234ZM258 157H254V160H256ZM261 158V157H260ZM264 157L262 156V162L259 164V160L256 162V163H258L257 165L255 164V162L253 161V164H251V162H252V159H251V162L249 161L250 159L249 158H246V159H249L248 161L249 162H247L248 163V166L246 167L245 165L243 166V167H245L243 170H245L246 171V174H241L242 175V180L244 181V179H246V178H248V176H250L249 178L250 179H252V176L251 175H253L254 173H256V174H258V175H253L254 177L256 176V177H258L259 178V182H260V177L262 176H264L263 174H264V172H262L261 170H264V167H263V165L264 164H262V163H264V159H263ZM7 159V158H6ZM10 159V156H9V158H8V162L7 161H5V164H6V162L8 163V165H10V163H9V160ZM39 159V160H38ZM52 161H51V160ZM64 159V158H63ZM77 159V156L73 159L74 160V162H75V160ZM111 159H109L108 161H110ZM114 159V158H113ZM121 159V158H120ZM125 159H126V157H125ZM124 159V160H125ZM208 159V158H207ZM212 159V158H211ZM211 159H209V160H207V161H210ZM222 159H225V158H222ZM245 159V160H246ZM16 160H18V159H16ZM27 160H29V159H27ZM35 160V161H36ZM97 160V159H96ZM104 160H106V159H104ZM115 160V159H114ZM112 161L113 163L115 162V161ZM175 160V159H174ZM217 160V159H216ZM220 160H221V158H220ZM230 160V159H229ZM3 161V160H2ZM33 162V163H36V162ZM58 161H60V160H58ZM57 161V162H58ZM69 162L68 164H70V166H72V167H69V169L68 170H70L71 172L70 173H74L77 169H75L74 171H73V169H74V167H73V165H74V162L71 160V162L69 161V159L68 160H66L65 162ZM118 161V160H117ZM121 161H122V159H121ZM165 161V160H164ZM178 161H176V164H175V166L177 165V163H178ZM181 161H182V163H183V165H186L187 164V166H188V164L189 163H184V161H186V160H184L183 161V159H180V162H179V165H181L182 163H181ZM228 161V160H227ZM227 161H226V164H228L229 163V161H228V163H227ZM4 162V161H3ZM12 162V161H11ZM19 162H20V160H19ZM63 162H64V160H63ZM76 162H79V160H76ZM84 162V161H83ZM193 163H194V161H192ZM211 162V161H210ZM222 164H223V161H220ZM219 162V163H220ZM244 163V161L242 160V163H244V164H247V163ZM18 163V162H17ZM16 163V164H17ZM60 162H58L57 163V170H62V164L60 165L59 164ZM72 163H73V165H72ZM80 163V162H79ZM81 163H82V161H81ZM80 163V164H81ZM123 163V162H122ZM181 163V164H180ZM199 163V162H198ZM205 163H206V161H205ZM204 163V160H203V164H202V166L201 167H203V165L205 166L207 163H209V162H207L206 164ZM213 163V162H212ZM249 163L251 164V166H249ZM11 164H13V162L11 163ZM30 164H31V166H30ZM45 164V165H44ZM50 164V165H49ZM59 164V165H58ZM68 164H65L66 165V169L68 168L67 166H69ZM83 164V163H82ZM112 164V163H111ZM118 164H120L119 162H118ZM124 164V163H123ZM162 164H163V162H162ZM194 164H196V163H194ZM193 164V167H194V173L196 174V171L197 170H195L196 169V166H198L197 164H196V166ZM211 164V163H210ZM7 165V166H8ZM14 165V164H13ZM18 165V164H17ZM20 165V164H19ZM18 165V166H19ZM37 165V164H36ZM107 165V164H106ZM114 165H115V163H114ZM121 165V164H120ZM161 165V164H160ZM174 165V164H173ZM191 165V164H190ZM256 165V166H255ZM15 166V168H16V165H14ZM22 166L20 167H18V168H21V169H19L18 171H20V170H22ZM43 166H45L44 168H41L40 169V167H43ZM49 166V168H47ZM77 166V165H76ZM117 166V165H116ZM166 166V165H165ZM182 166V165H181ZM181 166H179V167H181ZM223 166V165H222ZM237 166V165H236ZM82 167H83V165H82ZM163 167V166H162ZM169 167V166H168ZM167 167V168H168ZM186 167V166H185ZM226 167H228V166H226ZM231 169H233L234 167H232V165H230L229 166ZM228 167V168H229ZM238 167V166H237ZM258 167V168H257ZM260 167H262V169H259ZM8 168V167H7ZM11 168H12V170L14 169L13 167H12V165H11ZM17 168V169H18ZM71 168V169H70ZM81 168V167H80ZM112 168H113V164H112ZM164 168V167H163ZM177 168H178V166H177ZM177 168L175 169V168H173L172 169V172H173V170L175 171V173H176V170H177ZM183 168V167H182ZM180 169L179 171H177V172H180V175H182L183 177H185V176H187V177H189L190 175L188 174V173H186V175L185 174H183V173H185L187 170L185 169ZM187 168V167H186ZM199 168H200V163H199ZM214 168V167H213ZM213 168H212V170H213ZM223 169V167H220V169ZM10 169V167L8 168V170ZM79 169V168H78ZM162 169V168H161ZM188 169V168H187ZM197 169H198V167H197ZM201 169V168H200ZM203 169H204V167H203ZM218 169V168H217ZM218 170V171H221V170ZM235 169V168H234ZM254 169H255V171H254ZM15 171L14 172H16V169H14ZM25 170V169H24ZM40 170L42 171L41 173H40ZM57 170H55L54 169V171H55V173H54V175L56 176H59L61 173L63 174V175H65V173H63V171H58V172H61V173H57L56 174V171ZM81 170V169H80ZM100 170H101V168H100ZM168 170V169H167ZM183 170V171H182ZM189 170V169H188ZM206 170V169H205ZM211 170V169H210ZM223 170H226V169H223ZM257 170V171H256ZM26 171V170H25ZM36 171H34V173H36ZM49 171H51V170H49ZM73 171V172H72ZM160 171V170H159ZM171 171V170H170ZM203 171V170H202ZM208 171V170H207ZM217 171V170H216ZM227 171V170H226ZM235 171V170H234ZM253 171V172H252ZM10 172H12V171H10ZM33 172V171H32ZM100 172V171H99ZM164 172H165V170H164ZM183 172V173H182ZM188 172H191L190 170L188 171ZM199 172H201V171H199ZM206 172V171H205ZM213 172V171H212ZM262 172V173H261ZM36 173V174H37ZM50 173V172H49ZM52 173V174H53ZM78 173V172H77ZM98 173V172H97ZM174 172H173V174H175ZM182 173V174H181ZM193 173V174H194ZM203 173V172H202ZM215 173V172H214ZM217 174H211L212 175V177L214 178L215 177V180H216V176H214V175H218V173H219V175L221 174V173H223V171L222 172H216ZM227 172H225V174H226ZM239 173V172H238ZM237 173V174H238ZM61 174V175H62ZM192 174V173H191ZM192 174V175H193ZM194 174V175H195ZM197 174H199L198 173V171H197ZM207 174H209L208 172L206 173V175ZM227 174H230V172L228 171V173ZM234 174H236L235 172H234ZM259 174H261V175H259ZM53 175V176H54ZM62 175V176H63ZM101 175V174H100ZM103 175V174H102ZM158 175V174H157ZM161 175H163V174H161ZM176 175V174H175ZM191 175V176H192ZM218 175V176H219ZM231 175L232 174H230L229 176L231 177ZM240 175V176H241ZM248 175V176H247ZM39 176H41V175H39ZM67 176H69V174L67 175ZM106 176V175H105ZM177 176H179V175H177ZM223 177H224V174L222 175ZM228 176V178L230 179V177ZM238 176V175H237ZM237 176L236 175H234V178H232V179H235V181H237L236 179H237ZM239 176V177H240ZM61 177V176H60ZM64 177V176H63ZM160 177V176H159ZM167 177V176H166ZM172 177V176H171ZM174 178H175V176H173ZM187 177H185V179L187 180L188 178ZM195 177V176H194ZM203 177V176H202ZM205 177V176H204ZM203 177V178H204ZM220 178H222L221 176H219ZM219 177H217V179L219 178ZM233 177V176H232ZM56 178H58L59 179V177H56ZM177 178V177H176ZM181 178V177H180ZM228 178H226V179H228ZM54 179V178H53ZM57 179V180H58ZM191 179V178H190ZM189 179V180H190ZM210 179V178H209ZM225 179V178H224ZM232 179H230V181L232 180ZM56 180V181H57ZM161 180V179H160ZM181 180V179H180ZM179 180V181H180ZM184 180V179H183ZM206 180H208V179H206ZM205 180V181H206ZM214 179L212 180V181H215ZM219 180V179H218ZM217 180V181H218ZM241 180V181H242ZM54 181H55V179H54ZM55 181V182H56ZM67 181L71 184V180L70 179H68L67 178ZM174 181V180H173ZM199 181V180H198ZM239 182V181H237V183H239V186H240V183H242V182ZM246 181V180H245ZM249 183H250V181H249V179L247 180ZM247 181L245 182V183H247ZM253 181H256V178L255 179H253ZM257 181H258V179H257ZM61 182V181H60ZM163 182V181H162ZM168 182H170V181H168ZM167 182V183H168ZM184 182H186V181H184ZM220 182V181H219ZM221 182H223V181H221ZM214 183V184H211V182H210V184H209V181H208V183L207 184H209L210 185V187H209V185H207L206 186V183L203 185V183H202V186H200V188L201 187H205L206 189H207V192H209V191H211V189H215L214 187L212 188V186H215V184L217 185V184H219V185H221L222 183ZM226 183H228L227 185H229V183L230 184H232L233 185V182L231 183V182H228V180H226L225 181ZM225 182H223L224 184H222V188H223V186H225L226 184H225ZM264 181H263V179H262V182H261V184L263 183ZM38 183V182H37ZM66 183V182H65ZM171 183V182H170ZM183 183V182H182ZM187 183H188V181H187ZM236 183V184H237ZM252 183V182H251ZM255 183V182H254ZM257 183V182H256ZM255 183V184H256ZM34 184H36V182L34 183ZM43 184V183H42ZM56 184V183H55ZM59 184V183H58ZM153 184H155L154 182L152 183V185L151 186H153ZM158 184H160V183H158ZM191 184V183H190ZM235 184V183H234ZM253 184V183H252ZM259 184V183H258ZM261 184H260V186H261ZM66 184H64V186H65ZM67 185H69V184H67ZM188 185V184H187ZM229 186L228 188H231L232 187V190H233V186ZM238 185V184H237ZM249 185V184H248ZM38 186V185H37ZM57 186V185H56ZM60 186V185H59ZM62 186V185H61ZM64 186H62V187H64ZM177 186V185H176ZM198 186V185H197ZM246 186V185H245ZM244 186V187H245ZM252 186V185H251ZM260 186H258V187H260ZM66 187H68V186H66ZM175 187V186H174ZM190 187V190H191V188L193 187H191V186H189ZM209 188V191H208V188ZM217 187V186H216ZM220 187V188H221ZM236 187V186H235ZM238 187V186H237ZM242 187V186H241ZM254 186H252V188H253ZM38 188V187H37ZM36 188V189H37ZM198 188V187H197ZM204 188V189H205ZM211 188V189H210ZM217 188H219V187H217ZM221 188V189H222ZM255 188V187H254ZM261 189H263V192H264V187H260ZM32 189H34V188H32ZM31 189V190H32ZM36 189H34L33 191H36ZM39 189H40V187H39ZM194 189V188H193ZM192 189V192L193 193H195L194 192V190ZM203 189V190H204ZM224 189L225 190H229V189H226V186L222 189V191L221 192H223L224 191ZM236 189H238V188H236ZM242 189V188H241ZM249 189V188H248ZM257 189V188H256ZM30 190V191H31ZM38 190V189H37ZM43 190V189H42ZM46 190V189H45ZM188 191H190L189 189H187ZM201 190H202V188H201ZM216 190V189H215ZM240 190V189H239ZM239 190H237V191H239ZM245 190V189H244ZM40 191V190H39ZM237 191L235 192V193H237ZM253 191V190H252ZM254 191H255V189H254ZM43 192V191H42ZM135 192V191H134ZM170 192V191H169ZM169 192H168V194H166V195H169ZM212 192V191H211ZM220 192V191H219ZM227 192V191H226ZM32 193V192H31ZM36 193H37V191H36ZM35 193V194H36ZM136 193V192H135ZM214 193H216L215 191H214ZM228 193H230V190H229V192ZM245 193V192H244ZM247 193V192H246ZM253 193V192H252ZM129 194V193H128ZM127 194V198H129L128 200H130L131 202H132V195H128ZM131 194V193H130ZM159 194V193H158ZM172 194V193H171ZM170 194V195H171ZM183 194V193H182ZM186 194V193H185ZM209 194H212L213 195V193H209ZM218 193H216V195H217ZM222 194V193H221ZM233 195H234V193H232ZM258 194H259V192H258ZM256 194L255 196H253L252 198H253V200H252V198L250 197V199H248L249 201L247 202H245V207H246V205H248L249 204V208H251L250 206H253V207H255V205H256V208H259L260 206H263L262 204H264L263 202H264V198H263V195H262V193L261 194ZM135 195V194H134ZM170 195L169 196H167V197H170ZM177 195H179V194H175V196H177ZM225 195V194H224ZM232 195V197H234ZM237 195V194H236ZM238 195H240V194H238ZM243 195V194H242ZM245 195V194H244ZM243 195V196H244ZM261 195V196H260ZM39 196H40V193H39ZM43 196H44V194H43ZM42 195H41V198H44ZM129 196V197H128ZM136 196V195H135ZM175 196H173L175 199L176 198H180L181 197V195H179V197H175ZM188 196V197H187ZM186 197L187 198H189L190 197V199H192L193 200V198L194 197H192L191 198V195H187ZM195 196V195H194ZM199 196V195H198ZM258 196V197H257ZM131 197V198H130ZM183 197V196H182ZM196 197V196H195ZM201 197H203L202 195L199 197V199L201 198ZM211 197V196H210ZM210 197H208V198H210ZM215 197V196H214ZM226 197H228V195L226 196ZM231 197V196H230ZM229 197V198H230ZM232 197L230 198L231 199V201L232 200H234V199H232ZM236 197V196H235ZM238 197V196H237ZM236 197V198H237ZM255 197H257V198H255ZM260 197V198H259ZM133 198H134V196H133ZM137 198V196L134 198V200ZM184 198V197H183ZM183 198H180L179 200L181 201V199H183ZM196 198H198V197H196ZM207 198V199H208ZM241 198V197H240ZM262 198V199H261ZM132 199V200H131ZM163 199H165V198H163ZM175 199H174V202H175ZM207 199H206V201H207ZM243 199H246V198H244L243 197ZM258 199H261V201H259ZM136 200H138V198L136 199ZM135 200V201H136ZM151 200V199H150ZM170 200V199H169ZM184 200V201H183ZM182 201L184 202V204L186 205V203H188V202H192L191 200L190 201H188V202H186L185 201V198L183 199ZM189 200V199H188ZM204 200V199H203ZM218 199H216L215 201H217ZM219 200L221 201V199H220V197H219ZM236 200V199H235ZM255 200H258V204H255V203H253V201H255ZM262 200H263V202H262ZM130 201H128V202H130ZM148 201V199L146 200V202ZM195 201H196V199H195ZM209 201H210V199H209ZM211 201H213V200H211ZM219 201V202H220ZM222 201H224V200H222ZM221 201V202H222ZM226 201H227V199H226ZM225 201V202H226ZM229 201V200H228ZM251 201H252V203H251ZM137 202V201H136ZM139 202H141V201H139ZM151 202V201H150ZM150 202H148L149 204H147L148 206L149 205H151V203ZM159 202V201H158ZM158 202H156V203H158ZM173 202V204H175ZM186 202V203H185ZM200 202V201H199ZM218 202V201H217ZM225 202H223V203H225ZM233 202V201H232ZM260 202V203H259ZM262 202V203H261ZM143 204H144V201L142 202ZM190 203H188L187 205H189ZM197 203V202H196ZM201 203H203V201L201 202ZM222 203V204H223ZM229 203V202H228ZM235 203H236V201H235ZM234 202H233V204H235ZM140 205H139V209H141L142 208V206L141 205H143V204H141V203H139ZM166 204H169V203H166ZM172 204V205H173ZM193 204V203H192ZM207 204V203H206ZM206 204H204L205 206H206ZM241 204H244L243 202L241 203ZM241 204H239V206H238V204H235V206L233 205H231L230 204V206H229V210H227L228 211V213H226V214H224V216H223V218H224V220H225V216H226V218L228 217V216H230V212H231V210H230V208L232 209V210H234L235 211V209H233V207L235 208V207H237L238 206V208H240V205ZM125 205V207H126V205H129L130 207L129 208H131V205L128 203L127 204V202H126V204H124ZM124 205H121L122 207H120V209L122 210V208H124V211L122 212L121 211V213L123 214L124 212H125V210H126V212H129L125 207H124ZM136 205V204H135ZM154 205V204H153ZM156 205H158V204H156ZM156 205H154V206H156ZM171 205V208L170 209H168L167 210V208H166V206H164V208L166 209V211H167V213L171 210V209H173L175 206H172ZM178 205V204H177ZM221 205V204H220ZM224 205V204H223ZM237 205V206H236ZM147 206V208H146V204H145V210L147 209V211L149 210L148 208L149 207H152V205L151 206H149L148 207ZM181 206V205H180ZM196 205H194V207H195ZM199 207H201L200 205H198ZM196 207V208H199V207ZM241 206H243V205H241ZM243 206V208H245ZM103 207V206H102ZM133 207V206H132ZM137 207H138V205H137ZM160 207V206H159ZM177 207V206H176ZM174 208L173 210H178L179 208V205H178V209L177 208ZM194 207H192L191 206V209H193ZM208 207V206H207ZM226 207V206H225ZM224 207V208H225ZM127 208H128V206H127ZM128 208V209H129ZM190 209L189 208V206L188 207H184V209ZM242 208V207H241ZM247 208V207H246ZM103 210H104V208H102ZM105 209L107 210V207H105ZM132 209H134V208H132ZM143 209H144V206H143ZM237 209V208H236ZM248 209V208H247ZM247 209H245L246 211H247ZM114 210H116V208L114 209ZM136 210V212L138 211V209L136 208L135 209ZM154 210V209H153ZM153 210H151V213H154L155 212V210L153 211ZM160 210H162L161 208H159V211ZM215 210V209H214ZM240 210V209H239ZM243 210V209H242ZM105 211V210H104ZM104 211H103V213H104ZM130 211H132L131 209H130ZM139 211H141V210H139ZM139 211H138V213H139ZM142 211H144V210H142ZM141 211V212H142ZM180 211V212H179ZM178 211V213L177 214H175V215H178V214H180L182 211L181 210H179ZM187 212H188V210H186ZM198 211V210H197ZM217 211V210H216ZM226 211V212H227ZM241 211V210H240ZM240 211H238V213H239V215H241L240 214ZM262 211H264V210H262ZM107 211H105V216L107 217V215L109 214V213H106ZM118 213H120V211H117ZM125 212V213H126ZM160 212H162V211H160ZM209 212V211H208ZM221 212H223L222 210H221ZM220 212V213H221ZM76 213V212H75ZM102 213V214H103ZM115 213V212H114ZM121 213H120V215H121ZM144 213L145 214H147L148 215V213H150V212H145L144 211ZM189 213V212H188ZM198 213V212H197ZM214 213V212H213ZM215 213H218V212H215ZM214 213V214H215ZM220 213H218V214H216L217 216H218V218L220 217V216H222V214H220ZM232 213H233V211H232ZM243 213V212H242ZM252 213V212H251ZM77 214L78 215H80L81 213H78V211H77ZM129 214H130V212H129ZM135 214V213H134ZM145 214H143V212H142V214H141V217H137V218H135L136 220L138 219L140 222L138 223L137 221V224L136 225H134L133 223H131V224H129L128 223V225H126L125 226V228L123 227V231H125L124 232V234H129L130 235V237L132 238V239H137V242H138V240L141 238V239H146L145 240V242L147 241V240H149V239H154V238H159V237H161L162 236V233H160V231H158V229L160 228V226H162V224H165L166 223V219L169 221V217L168 218H166V216H165V213H161L162 215L160 216V218L158 219V217L156 218V217H154V218H156V219H158V221H155V222H159V223H161V225L157 228V227H151V226H148L149 225V223H147L146 224V222H147V220L145 219ZM182 214V213H181ZM181 214L180 215H178V216H181ZM202 214V213H201ZM220 214V215H219ZM236 215V213H233L232 214V216H234V219L233 220H236L235 218L237 217V216H239V215H236V217H235V215ZM262 214V213H261ZM89 215V214H88ZM94 215V214H93ZM91 215L90 214V216H92V218H94V217H96L97 215H98V212H96V216L94 215ZM116 215V214H115ZM119 215V214H118ZM118 215H116V216H118ZM119 215V216H120ZM123 215H128V213H126V214H123ZM147 215H146V217H147ZM158 216H159V214H157ZM169 215V214H168ZM183 215H184V213H183ZM193 215H195V214H193ZM206 215H207V213H206ZM205 215V216H206ZM243 215V214H242ZM241 215V216H242ZM246 215V214H245ZM69 217L70 219L69 220H72V221H74L75 222V217H76V214H73V212H72V214H70L69 213V215L67 214L66 215V217ZM74 217V219H73V217ZM102 216H104V214L102 215ZM105 216H104V219H106L105 218ZM109 217H110V215H108ZM119 216H118V218H119ZM122 216V215H121ZM136 215H134V217H135ZM142 216H144V218L142 217ZM165 216V217H164ZM195 216H197V215H195ZM217 216H215L214 215V217H216V221H212V219L213 218H211L209 221L210 222H214L213 224H215V225H213L212 223H210V224H205L206 226H204L205 228H207V226L209 227V231L207 230V231H205V233H203V232H201L200 233V231H199V235H201V237L203 236V238L205 237V238H207L208 240H209V238L211 237V241H212V238H214L215 237V242L218 240L219 241V239L220 238H222V236L224 235V233L226 232V233H228V235L230 234L229 232H233L232 230H234V232H233V234L235 233V232H238V234L236 233L235 235L237 236H235L236 237V239H235V237H234V239H231V241H233L234 240V242H236V244H238V246L239 247H241L242 246V248H243V245H242V241H243V239H246V241H248L249 239H250V242L251 243H260L258 240H256V238L257 239H259L260 237H254V236H252V234H254V233H252V232H254L253 231V229H251V231L252 232H250L249 231V229H246V228H249L247 225H248V222H247V224L246 225H244V226H242V224H241V226H242V230H241V232H239V230L241 229L240 227H239V225H237L238 226V229L236 228L237 226H235V224H234V226H232L231 224L229 225V223H228V225L229 226H232L234 229H232V228H230V231H229V229L227 228V227H229V226H227V224L226 225H224L223 224V222H224V220H223V218L221 217L220 219H222L221 221H219L218 219H217ZM248 216V215H247ZM66 217L65 218H63L64 220L66 219ZM115 217V216H114ZM130 217V216H129ZM152 217V216H151ZM152 217V218H153ZM184 217V216H183ZM194 216H191V218H192V220H193V224H194V222H195V220H194V218H193ZM199 217H201V216H199ZM207 217V216H206ZM240 217V216H239ZM243 217V216H242ZM241 217V218H242ZM255 217V216H254ZM48 218V217H47ZM84 218V217H83ZM81 219L80 217H79V220L77 221V217H76V226H75V228L73 229V227H72V229H73V231H72V229H71V226H70V224H69V226H70V229H69V227H68V229H66L65 227L68 225V224H65L66 226L64 227V226H62V224L60 225V226H58L59 228V230H57L56 228H57V226H56V228H55V237H54V239H55V241H56V245H58V248L60 249V251L58 250L57 252H55L53 255V257L52 258H50V257H48V258H46V260L47 259H49L50 260V262H49V260H48V264H65L64 262L65 261H67V259H66V257H65V259L66 260H62V258H63V255L65 254V256L68 254V255H70V256H72L73 254H76L77 256H78V258L81 256V255H83L84 253H82V251H84L83 250V248H82V246H89V249H88V247L86 248V250L88 249L90 252H92L93 250V248L94 247H96L95 249H97V251L95 252V253H99V256H100V254H102V253H105V254H109L110 255V253L109 252H111V250L113 251H115V254L117 255V253H116V251L117 252H119L120 251V249H116V246H113L112 244H113V242L115 243V242H117V243H121V237H122V235H120V231L119 230H114V232H113V234L114 235H110L111 233V231L109 232L108 231V228L107 227H105V226H107V225H104L103 223H102V221H98L97 222V220L96 221H94L95 223H93V222H91L89 219H87V220H85V218L84 219ZM111 218H113V217H111ZM133 217H131L130 218V220L132 219ZM143 218V221H141V219ZM190 217H189V219H191ZM207 218H209V217H207ZM206 218V220H208ZM249 218H251V216L249 217ZM49 219V218H48ZM62 219V218H61ZM95 219V218H94ZM114 219V218H113ZM117 219V218H116ZM120 219V218H119ZM171 219H174V218H171ZM176 219V218H175ZM174 219V220H175ZM200 219H202V217L200 218ZM203 219H204V217H203ZM229 219H231V218H229ZM229 219L227 220V222L229 221ZM67 220H68V218H67ZM109 220V219H108ZM115 220V219H114ZM113 220V221H114ZM121 221H119V222H123V220L125 221L124 223H126V219H124L123 218V220L122 219H120ZM205 220V219H204ZM214 220V219H213ZM232 220V221H233ZM238 220V219H237ZM66 221V220H65ZM112 221V220H111ZM116 221V220H115ZM146 221V222H145ZM149 221V220H148ZM190 221V220H189ZM209 221H208V223H209ZM226 221V220H225ZM231 221V223L233 224V222ZM250 221V220H249ZM257 221V220H256ZM51 222H52V220H51ZM55 223H56V221H54ZM54 222H53V224H54ZM67 222V221H66ZM74 222H72V226H73V223ZM109 222H110V220H109ZM132 222V221H131ZM220 222V223H219ZM237 222V221H236ZM254 222H255V220H254ZM43 223V222H42ZM115 222H113L112 224H114ZM117 223V222H116ZM171 223H173V222H171ZM196 224H194V225H197V222H195ZM200 223V222H199ZM203 223V222H202ZM222 223V224H221ZM241 222H239V224H240ZM258 224H259V222H257ZM60 224V222L58 223V225ZM109 224V223H108ZM122 225H123V223H121ZM120 224V225H121ZM127 224V223H126ZM180 224H181V220H180ZM179 224V225H180ZM186 224H188L189 225V223H187L186 222ZM244 224V223H243ZM119 225V226H120ZM166 225V224H165ZM201 225V224H200ZM203 225H204V223H203ZM213 225V227L214 226H217V227H214V228H217L216 230H217V232L215 233V231L213 232V230L214 229H212V230H210V226H212ZM221 225V230H223L221 233L219 232V230H220V228H218V226H220ZM255 225V224H254ZM260 225V224H259ZM42 226V225H41ZM46 225H44V223H43V228L42 229H47V227L46 228H44ZM51 226H53V225H51ZM62 226V228H60ZM155 226V225H154ZM167 226V225H166ZM166 226H162V227H164V229H167V228H165ZM168 226H170V225H168ZM167 226V227H168ZM174 225H172V227H173ZM202 226V225H201ZM225 226V227H224ZM245 226H247V227H245ZM55 227V226H54ZM53 227V228H54ZM64 227V228H63ZM111 227V226H110ZM197 227H199V226H197ZM223 227V228H222ZM251 227V226H250ZM260 227H261V225H260ZM51 228V227H50ZM112 228H114L115 229V225H114V227L112 226ZM122 228V227H121ZM157 228V229H156ZM173 228H176L175 226L173 227ZM178 228V227H177ZM201 228V227H200ZM205 228H201L202 230L203 229H205ZM259 228V227H258ZM61 229V230H60ZM69 230L70 231V233L69 234H71V235H66V233H68L67 231H64V230ZM117 229V228H116ZM182 229H184V228H182ZM197 229V228H196ZM244 229H245V231L246 230H248V231H244ZM25 230V229H24ZM23 230V231H24ZM29 230V229H28ZM31 230V229H30ZM33 230H35V228L33 229ZM51 230V229H50ZM63 230V231H62ZM161 230V229H160ZM185 230L187 231V229L185 228ZM220 230V231H221ZM229 232H228V231ZM257 230H259V232H261L260 230L261 229H257ZM11 231H13V230H11ZM11 231H10V233H11ZM23 231H21L20 233H22ZM32 231V230H31ZM30 231V232H31ZM38 231V230H37ZM37 231H32V235H35V234H37L36 236L37 237H43V236H41V232H39L38 231V233H36ZM40 231H41V229H40ZM46 231V230H45ZM53 231H54V229H53ZM163 231V230H162ZM161 231V232H162ZM166 232H168L167 230H165ZM192 231V230H191ZM225 231V232H224ZM256 231V230H255ZM263 231V230H262ZM26 233H29V231H25ZM25 232H23L25 235H26V233ZM34 232V233H33ZM47 232V231H46ZM45 232V233H46ZM94 233L93 235H95V232H96V234L98 235L97 237L96 236H94V237H96V238H90V236L88 237V236H86V234L88 235V234H91V233ZM207 232L208 233H211V232H213V233H211L212 235H214L213 237H212V235L211 234H207ZM259 232H256L255 233V236H259V235H261ZM15 233V235L17 234V235H19L20 237H21V235H20V233H16V232H14ZM48 233H52V231L51 232H48ZM48 233L46 234V236H47V238L48 239H50V236L49 235H51V234H49L48 235ZM54 233V232H53ZM108 233H110V234H108ZM179 233V232H178ZM192 233H194V231L192 232ZM225 233V234H226ZM241 233V234H240ZM246 233H247V235H246ZM264 233V232H263ZM2 234V233H1ZM40 234V236H38ZM83 234L85 235L84 237H82L83 236ZM163 234H164V232H163ZM169 234V233H168ZM184 234V233H183ZM203 234V235H202ZM206 234V235H205ZM222 234V236H220ZM232 234V235H233ZM5 235V234H4ZM11 235V234H10ZM10 235H5L6 237L8 236H10ZM12 235H13V233H12ZM13 236L14 238L16 237V238H18V236ZM32 235H30L31 237H33ZM82 235V236H81ZM108 235H110L109 236V238H114L113 240H111V241H108L107 239H109L108 238ZM181 235V234H180ZM185 235H186V233H185ZM192 235V234H191ZM228 235H224L225 237L226 236H228ZM232 235H231V237H232ZM248 236V238L246 237V236ZM1 236V235H0ZM91 236H92V234H91ZM164 236V239L168 236V235H163ZM183 236V235H182ZM210 236V237H209ZM218 236V239L216 238ZM243 236H245V237H243ZM252 236V237H251ZM262 236L263 237H261V238H264V235L262 234ZM1 237H3V236H1ZM1 237H0V240H2L1 239ZM26 237V236H25ZM126 237H128V236H126ZM171 237V236H170ZM180 237V236H179ZM192 237H193V235H192ZM209 237V238H208ZM220 237V238H219ZM224 237V238H225ZM228 237H230V235L228 236ZM253 237H254V239H253ZM23 238V237H22ZM22 238H21V240H22ZM30 238V237H29ZM33 238H36V237H33ZM32 238V239H33ZM199 238V237H198ZM233 238V237H232ZM252 238V239H251ZM261 238L259 239V240H261ZM120 239V240H119ZM128 239V238H127ZM132 239H131V243L130 244H132L133 242H135L136 243V241H132ZM167 239V238H166ZM169 239V238H168ZM188 239V238H187ZM192 239H194V237L192 238ZM192 239H191V241H192ZM217 239V240H216ZM4 240V239H3ZM9 240H13V238H12V236H11V238L9 237ZM18 240V239H17ZM24 240L26 241V240H28V239H25L24 238ZM39 240H41V238L39 239ZM51 240V239H50ZM183 240V239H182ZM199 240V239H198ZM255 240V241H254ZM15 241V240H14ZM14 241H12V243H13V245L15 246V244H14ZM30 241V240H29ZM32 241V240H31ZM35 241V240H34ZM128 241H130L129 239H128ZM160 240H158L157 242H159ZM200 241V243H202L203 241H202V239H200L199 240ZM202 241V242H201ZM223 241V240H222ZM221 241V243L219 242V244H221V246L224 244V242H222ZM228 241V240H227ZM237 241H239V243L237 242ZM263 241H264V239L261 241L262 243L261 244H264L263 243ZM3 242V241H2ZM17 242H19V240L17 241ZM23 242V241H22ZM38 242V241H37ZM41 242V241H40ZM39 242V243H40ZM49 242V243H48ZM48 245L47 246H49V244L50 243H52V242H50L49 240H48ZM142 242L143 241H140V243L142 244ZM149 242H151V241H149ZM154 242H155V239H154ZM162 242V241H161ZM180 243H181V241H179ZM193 242H195V241H193ZM198 242V241H197ZM205 242H206V239H205ZM213 242V241H212ZM226 242V241H225ZM230 242V241H229ZM228 242V243H229ZM4 243H6L5 241H4ZM11 243V244H12ZM16 243V242H15ZM27 243H28V241H27ZM30 243V242H29ZM28 243V244H29ZM34 243V242H33ZM127 243V242H126ZM139 243V244H140ZM147 243V242H146ZM145 243V244H146ZM152 243V242H151ZM167 243V242H166ZM174 243H175V241H174ZM174 243H172V244H174ZM178 243V242H177ZM177 243H175V244H177ZM180 243H178V244H180ZM204 243V242H203ZM227 243V242H226ZM225 243V244H226ZM248 243V242H247ZM253 243V244H254ZM255 243V244H256ZM25 244H26V242H25ZM53 244V243H52ZM111 244V245H110ZM116 244V243H115ZM138 244V243H137ZM140 244V247L141 246H143V245H141ZM148 244H150V243H147V245ZM153 244V243H152ZM156 244V243H155ZM154 244V245H155ZM184 244H187V242L186 243H184ZM184 244H182L181 243V245L182 246H186V245H184ZM192 244V243H191ZM205 244V243H204ZM204 244H203V246H204ZM209 244V243H208ZM207 244V245H208ZM218 244V243H217ZM241 246H240V245ZM244 244V243H243ZM255 244H254V247H252L253 245L252 244H250V249H254L255 248ZM17 245H19V244H17ZM16 245V246H17ZM40 245V244H39ZM51 245V244H50ZM55 245V244H54ZM129 244H126V246H124V245H121V246H124V247H126L127 248V246H128ZM134 245V244H133ZM159 245V244H158ZM165 245H168V243L167 244H165ZM164 245V246H165ZM197 245V244H196ZM200 245V244H199ZM202 245V244H201ZM233 245V244H232ZM252 245V246H251ZM257 245V244H256ZM259 245V244H258ZM5 246H8L7 244L5 245ZM11 246V245H10ZM42 246H43V244H42ZM91 246H94L92 249H91ZM107 246V247H106ZM111 246H113V247H115V248H110ZM144 246H146V245H144ZM157 246V245H156ZM162 246V245H161ZM170 246V245H169ZM174 246V245H173ZM173 246H170L171 248L169 249V250H171L172 248H173ZM177 246V245H176ZM195 246V245H194ZM221 246H220V248H221ZM224 246H226V245H224ZM228 246H230V245H228ZM227 246V247H228ZM236 245L234 244V246H230V247H235ZM260 246H263V245H259V249L261 250V247ZM22 247V246H21ZM31 247V246H30ZM135 249H138V248H140V247H135V246H133ZM133 247L131 248V246L129 245V247H128V249L130 250L131 249V252L130 253H132V252H134V254L132 255V254H130V253H128L127 255H129L130 257L131 256H133V257H135V258H137L136 256H138V259H139V257L140 256H142L139 252H141V251H138V254L139 255H136V253H135V251H132V249H133ZM147 247V246H146ZM155 246H151L150 245V248L149 247H147L148 249H151V248H153V249H155L154 248ZM175 247V246H174ZM196 247V246H195ZM208 247V246H207ZM206 247V248H207ZM218 247H219V245H218ZM239 247H237L238 249H239ZM244 247H246V245L244 246ZM7 248V247H6ZM9 248V247H8ZM11 248H14V250L16 251V249H15V247H11ZM43 248V247H42ZM44 248H45V246H44ZM50 248V247H49ZM55 248V246L53 247V251L55 250L54 249ZM80 248V249H79ZM81 248H82V251L81 252H79L80 250H81ZM143 248V250L145 249L144 247H142ZM142 248H140V249H142ZM160 248H162V247H160ZM176 248V247H175ZM191 248H192V246H191ZM190 248V249H191ZM202 249H204L203 247H201ZM211 248V247H210ZM214 247H212V249H213ZM236 248V249H237ZM241 248V249H242ZM247 248V247H246ZM245 248V249H246ZM0 249H1V247H0ZM23 249V248H22ZM27 249V248H26ZM31 249H33V248H31ZM34 249H37V246H36V248H34ZM85 249V248H84ZM123 249V247H121V250ZM147 249V250H148ZM153 249H151L150 250V253L152 252V250ZM157 249V248H156ZM156 249H155V251H156ZM163 249H164V247L162 248V251H163ZM186 249V248H185ZM184 249V252H186V250ZM193 249V248H192ZM199 249H200V247H199ZM212 249H211V252L213 253L214 251H212ZM216 250H219L220 251V249H217V248H215ZM222 249V248H221ZM226 249H230L229 247L228 248H226ZM231 249H233V248H231ZM240 249V250H241ZM253 249H252V251H253ZM255 249H258V248H255ZM263 249H264V247H263ZM263 249H262V251H261V253L263 252ZM10 250H12V249H10ZM28 250H30V249H28ZM50 250V249H49ZM56 250H57V248H56ZM123 250H125V249H123ZM139 250V249H138ZM143 250H142V252H143ZM146 250V251H147ZM166 250V249H165ZM169 250H168V252H169ZM176 250V249H175ZM179 249H177L176 251H178ZM181 250V249H180ZM179 250V251H180ZM187 250H189L188 248H187ZM201 250V249H200ZM210 250V249H209ZM235 250V249H234ZM243 250L244 249H242V252H243ZM249 249L247 248V250L246 251H248ZM19 251V250H18ZM32 251H34V250H32ZM44 251V250H43ZM53 251H52V253H53ZM88 251V252H89ZM114 251L113 252H111V255H114L113 253H114ZM145 251V252H146ZM158 251H159V249H158ZM161 251V250H160ZM236 251L237 250H235L234 251V253L236 254ZM250 251V250H249ZM258 251V250H257ZM28 252H30V251H28ZM102 252V253H101ZM127 252H129L128 250H126V253ZM149 252V251H148ZM165 252V251H164ZM167 252V251H166ZM171 252H173V251H171ZM202 252V251H201ZM207 252H208V250H207ZM231 252V251H230ZM238 252V251H237ZM240 252V251H239ZM241 252V253H242ZM253 252H255V250L253 251ZM5 252H3L2 254H4ZM15 253H17V252H15ZM31 253V252H30ZM30 253H28V254H30ZM35 253V252H34ZM48 253H51V250L48 252ZM159 253V252H158ZM174 253H176L175 251H174ZM200 253V252H199ZM199 253L197 254L198 256H200L199 255ZM203 253H205V252H203ZM216 253V252H215ZM222 253V252H221ZM247 253V252H246ZM261 253H259V254H261ZM1 254V255H2ZM7 254H9V253H7ZM36 254V253H35ZM34 254V255H35ZM60 254H62V255H60ZM86 254H90V253H87L86 252ZM123 253H122V251H121V257L124 255V257H126L127 258V255H125V252H124V254L122 255ZM144 254V253H143ZM146 254H147V252H146ZM152 254H154V252L153 253H151L150 255L152 256ZM155 254H156V252H155ZM162 254V253H161ZM183 255V253H180V255ZM193 254V253H192ZM192 254H190V255H192ZM217 254V253H216ZM238 254H240V253H238ZM251 253H249V255H250ZM257 252L253 255V253H252V257L254 258H256L255 260L256 261H254L253 263L254 264H259V262H260V264H261V262L264 264V255H260L261 257L259 258V255L257 254ZM264 254V253H263ZM10 255V254H9ZM21 255H22V253H21ZM20 255V256H21ZM25 255V254H24ZM33 255V256H34ZM38 255H39V253H38ZM42 255V254H41ZM47 255H50V254H47ZM85 255V254H84ZM90 255H92V254H90ZM88 256V258L90 257H94V254H93V256ZM103 255V254H102ZM110 255V256H111ZM119 255H120V253H119ZM148 255V254H147ZM165 255V253L164 254H162V256H159V259L161 260V258L163 257ZM169 255H170V253H169ZM177 255H179V252H178V254ZM194 255V257H195V254H193ZM193 255H192V257H193ZM204 255V254H203ZM202 255V256H203ZM205 255H206V253H205ZM209 255V254H208ZM229 255V254H228ZM241 256H242V259L244 258V256H246V254L244 255V252L242 253V254H240ZM256 255V256H255ZM18 257H19V255H17ZM16 256V257H17ZM32 256V255H31ZM32 256V257H33ZM40 256V255H39ZM51 256V255H50ZM60 256H62L61 258H60ZM69 256V257H70ZM108 257V259L110 260H112L113 258H111V257ZM128 256V257H129ZM150 256V257H151ZM158 256V255H157ZM189 256V255H188ZM212 256V255H211ZM211 256H209V258L211 257ZM214 256V255H213ZM233 256V258H235L236 256H237V254H236V256L234 257V255L232 254L231 255V257ZM3 257V256H2ZM22 257V256H21ZM24 257V256H23ZM26 257V256H25ZM24 257V258H25ZM41 257V256H40ZM43 258H44V256H42ZM68 257V256H67ZM119 257V258H118ZM118 257H116V260H118L119 259V261H120V259H121V257L120 256H118ZM130 257H129V259H130ZM132 257V258H133ZM153 257H154V255H153ZM161 257V258H160ZM166 257V255L164 256V258ZM187 257V256H186ZM216 256H214V258H215ZM218 257V256H217ZM220 257V256H219ZM222 257V256H221ZM230 257V256H229ZM229 258L228 259V257H227V259L228 260H232L233 258ZM239 257V256H238ZM5 258V257H4ZM12 258H14V256H13V254H12ZM11 258V260H13ZM27 258V257H26ZM29 259H30V257H28ZM72 258H73V256H72ZM77 258V259H78ZM87 258V257H86ZM95 258V257H94ZM103 258V257H102ZM118 258V259H117ZM123 258V257H122ZM126 258H124L125 260H127ZM134 258V259H135ZM143 258H144V255H143ZM147 258V257H146ZM149 258V257H148ZM163 258V259H164ZM172 258V257H171ZM181 257H178V259L177 260H179ZM198 259L200 258V257H197ZM196 258V259H197ZM204 258V257H203ZM202 258V259H203ZM225 258V257H224ZM237 258V257H236ZM246 259H248V256L247 257H245ZM258 258V259H257ZM7 259H8V257H7ZM6 259V260H7ZM10 259V258H9ZM32 259H34V257L32 258ZM64 259V258H63ZM70 259V261L72 260L71 258H69ZM74 259V258H73ZM76 259V260H77ZM81 259V258H80ZM96 259V258H95ZM95 259H94V261H95ZM123 259V260H124ZM138 259H136V260H133V261H137L136 263H134V264H137V263H139L140 261H142L143 259H141L140 261L138 260ZM150 259V258H149ZM189 259V258H188ZM192 260H194L193 258H191ZM218 259V258H217ZM216 258H215V260H214V262L217 260ZM226 259V260H227ZM241 260V257L240 258H238V259H236L235 261H233L234 262V264H236L237 262H239L238 264H240V262H241V264H242V260ZM246 259H245V261H246ZM5 260V259H4ZM5 260V261H6ZM20 260H22V259H20ZM46 260H45V262H46ZM93 259L91 258V261H92ZM98 260V259H97ZM124 260V261H125ZM154 260V259H153ZM166 260V259H165ZM181 261H182V259H180ZM204 260V259H203ZM202 260V261H203ZM209 260H212V259H209ZM208 260V261H209ZM239 260V261H238ZM251 260H253V259H251ZM257 260H259V261H257ZM261 260V261H260ZM1 261H3V260H1ZM0 261V262H1ZM15 261H16V259H15ZM15 261H13V262H15ZM28 261V260H27ZM69 261V262H70ZM78 261V262H77ZM76 262L78 263V264H81L82 262H80L79 260H77ZM90 261V260H89ZM88 261V262H89ZM104 261H106V258L104 259ZM151 261V260H150ZM181 261H179V263L181 262ZM184 261V260H183ZM196 261H198L199 262V260H196ZM196 261L195 262H193L192 261V263H196ZM201 260H200V262H202ZM222 261V260H221ZM224 261V260H223ZM8 262V261H7ZM30 262V261H29ZM29 262H24V263H21V264H28ZM69 262H66L67 264L69 263ZM84 262V261H83ZM114 263H115V261H113ZM122 262V261H121ZM127 261H125L124 263L125 264H127L126 263ZM154 262H158L157 261V258H155V260H154ZM162 262H164L163 260H162ZM177 262V261H176ZM206 262V264H209V263H207V260L205 259L204 261H203V263L202 264H204ZM210 262V261H209ZM217 262H218V260L215 262L216 264H217ZM225 263H228V262H226V261H224ZM247 262V261H246ZM5 263V262H4ZM40 264H45V263H41V262H39ZM76 263V264H77ZM87 263V262H86ZM90 263H92V262H90ZM94 263V262H93ZM97 263V262H96ZM104 263V262H103ZM103 263H101V264H103ZM111 263V262H110ZM113 263V264H114ZM119 263V262H118ZM123 263V264H124ZM131 263V262H130ZM130 263H128V264H130ZM145 263V262H144ZM150 263H153V262H150ZM150 263H147V264H150ZM159 263H160V261H159ZM170 263H172V262H170ZM181 263H183V262H181ZM185 264H186V262H184ZM211 263V262H210ZM214 263V264H215ZM220 262H218V264H219ZM229 263H230V261H229ZM250 262H249V259H248V264H249ZM7 264H9V262L7 263ZM29 264H32V263H29ZM38 264V263H37ZM46 264H47V262H46ZM70 264H72V263H70ZM85 264V263H84ZM112 264V263H111ZM117 264V263H116ZM120 264V263H119ZM132 264V263H131ZM154 264V263H153ZM155 264H158V263H155ZM161 264V263H160ZM175 264V263H174ZM198 264V263H197ZM200 264V263H199ZM213 264V263H212ZM223 264V263H222ZM244 264V263H243ZM246 264V263H245ZM250 264H252V263H250Z\"/></svg>", "mask_w": 264, "mask_h": 264}]
</instances>
